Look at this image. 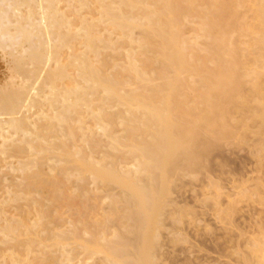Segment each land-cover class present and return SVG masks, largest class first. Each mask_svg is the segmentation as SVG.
<instances>
[{
    "label": "rangeland",
    "instance_id": "rangeland-1",
    "mask_svg": "<svg viewBox=\"0 0 264 264\" xmlns=\"http://www.w3.org/2000/svg\"><path fill=\"white\" fill-rule=\"evenodd\" d=\"M36 1L35 0H10V1L9 0H0V8H1L0 9V31H1L0 35L5 32L4 34L1 35L3 37L0 36V42H1L0 43V87L2 86V89H0V94H1V90L4 91L3 89H5V88L8 92H10V91L12 92L14 90L13 88L17 87V86H14V84H16L15 82H18L17 84L22 87L21 88L18 86L20 89H24V86H25V89L28 88L25 91L27 93V91L29 90V87H30V85L28 84L29 85L28 86L27 83H29L31 81V80L27 79V76L28 77H29V75L32 76L34 74L32 72H34L35 69H37V65H36L37 62L40 63L42 61V58L44 60L45 57H43V55H45L46 53L42 52V50L44 51V48H46L45 47L46 45L43 46L42 44L45 43L46 41H47V43L49 42V46H51V45L53 46V44L59 40L58 41L59 43L57 42L54 45H55V47H57L59 49L57 52V54H59V55L56 57L57 58L59 57V61L61 62L60 65H63L64 62L66 63L65 65H68L72 61L71 59L69 60V56H70V58H72L71 56H73V55L75 56L76 59L74 58V62H76V63L74 64V67L71 66V69L68 66L70 70L67 71V73L69 74L67 76H69V77L71 76L69 78V80L73 78V75L77 79V76H75V75H77V71H76L77 70V62L80 60L81 55H83L85 52L84 51L85 45H82L81 42L84 41V39L82 40V36L85 35L86 31L83 32L84 29L83 28L80 29V27L85 26L84 23L87 24L89 22H92V24L91 23H89V24L94 26L93 29L94 28L96 29V30L92 29L93 32L91 30L93 35H95V39H96L93 42V44H94L93 46L97 45L96 47H98L99 49L98 48H96L97 50L95 48H94V50L92 49L91 54L89 53L88 56L90 55L89 57L91 59V62L93 61L94 56H96V58L94 59L95 62H92V63L95 66H97L98 68H100V66L102 65L100 68L102 74L107 73L108 75H106V76H108L109 78L110 77L113 78V76H115L116 72L118 71L117 70L116 72H114L116 70L115 67H117V68L122 67L123 68V66H122L123 64H124V67H127V65H129L128 63L130 62L132 57H133V60H132L133 62L135 59H139V60H135V62H134L137 66L140 63L143 64L144 59H143V56L140 54V51H139L140 48L137 45L138 41L140 40V38L142 37V35L144 33L142 31V29L141 28L138 29L137 27H135L133 29V31L131 29L130 32H129L130 28L129 29L128 28L123 29L124 32H123V36H122L121 29H117L114 27L112 28V26L110 24H106L107 22L110 23V20H109L110 18L106 15V13H102L103 15L100 13V12H103V9H104V7H102V6L108 5V4L115 6L118 3V0H117V2H116V0H100L101 2H99V0H95L96 2L94 0H85V2L83 0H78V1L77 0H52L50 2L47 0H46V2H45V0L44 1L41 0V2H43V5L40 4L41 3V2H39L40 0H36ZM93 1L95 3H93ZM111 1H113L114 4H110V3H112ZM263 1L264 0H199V1L194 0L195 8L192 5L190 7V10H187L184 13H178V14L176 13L179 16L178 18L181 17L179 19L180 21H178V18H177V22L179 24H176V26H178L176 28L179 30V33L182 32V33H180V36L182 37L181 39L186 42V47H187V52H188V54L186 55V57H187L186 60L189 61L190 62L189 65H192V66H189V68H188V66H185L184 63L182 62L183 65L186 67L185 68L182 64H180L182 60H180L178 57L174 58L175 64L173 62H172V64H169L171 61H168V62H165L164 63L165 66H163V64H162V62H164L163 58H160L161 60L158 59L157 57H156V59H154L155 55L152 53L148 54L149 53L148 52L146 54V57H147L146 59H148L150 62L149 61L144 62V64L146 63L147 66L145 65L146 67H144L145 70H143V77L141 78L142 80L140 79L139 81H137L139 78H136L134 76V74L131 72L130 73L121 72V75H120L121 78H124L122 76H128V77L123 79L124 83L127 82L129 84H132V85H129L126 83L124 86H127V87L130 86L129 88H131V90L136 89V88L139 89L140 91L137 89L135 91L138 93V95L140 94L141 97L144 98V100H145V98L147 100V99H150V97H152L151 100H155L158 108L161 107L159 109L160 111H161V109L167 111V109L170 110L172 108V110L169 111V116L171 118L170 119L171 126L169 127L170 129L168 128L169 130L167 132V135H165V136L163 134L164 131H163L161 122L157 123V122H155V120H152V119L146 120L147 118L143 114L144 112H142L145 110L148 111V108L150 107L149 104H148L149 106L147 105L146 100H145L146 106L144 104L145 108L142 105V108H141L142 111L138 112L136 105H134V106L133 105H126L124 103L122 105H120L121 101L119 100V97H121L122 95L117 97V99H118L117 103L115 101L116 96H111L112 105H110L111 104L109 102L110 100L108 101V100H105V98H104V101H102L103 96L107 97V94L104 93L103 90L99 94L97 93L96 95H95V93L98 91L94 90L95 92L94 91L92 92L94 94V96H93V94H90L91 99H90L89 95H88V98L86 96V101H87V99H89L88 102H90V103H86V101H84L85 97L84 98L81 97V98L77 99V98L71 96V97H73V98L70 97L71 100L69 98V102L70 101H76V100H77L76 102H78V101L81 102V100L83 98L82 102H83V104L85 103V105L91 104V102L95 103L94 105H96V110H95V106L93 104H91L90 108L86 107L87 109H89V111L86 110L85 107H83V105L81 106L82 108H84L87 111L86 113H85V110L80 109L81 108L80 106H78L79 109L77 107H76L77 109H74L75 111L77 110L76 113H74L75 112L74 110H73L74 112L72 111L71 113H69V118L67 117L68 123L66 125V128H68L67 134H65L66 133L65 129H64L65 133L62 132L63 131L62 128H65L64 127L65 125L63 126V123H62L60 125H61V127L62 126L63 127L62 128L58 127L57 130L55 131V133L57 132L56 133L57 135L53 131L55 129H53L52 131L55 134V136L52 135L53 134L52 132H51L52 134L49 133L50 135L48 134L47 136H45V138H47V139H44V140L45 141L47 140V143H49L48 147H47V143L45 141L44 142L42 141V143H44V145L46 144L45 147L50 151V154H49V151L43 149L45 147L42 148L43 150L41 148H39V146H38V149H36L38 142L36 143V146L35 145L32 146V143L34 144V142H33V140L32 141L29 140L31 138H28V140L31 141L32 143H30L29 145H28V143H26L28 146H25L26 144L24 143V138L27 139V137L23 136L22 134H18L20 131L15 133V131H13V129H11V127L9 129L8 123H7L8 125H6V121H9L10 119H12L14 117L18 118L21 116L20 114L22 113V110L24 111V109L21 108V110H20V106H19L20 102L17 103V107L19 108V112H21L19 115L18 114L15 115L18 112V110L15 111V113H14L15 116L13 115L12 112H11L12 114L9 112H3V113L0 112V113H2V114H0V121L5 122L4 126L6 128L8 127L6 129L7 131L10 130V132H6V133H5L6 130L3 131V133L0 132V134H3V135H0V145L2 144L0 146V156H1L0 157V199L2 197V199H1L2 201L0 200V209H2V210H0V227H1L0 228V231H1L0 232V236H1L0 240L2 242H3V240L9 241V242L6 241L7 243L3 242V244H1L2 242L0 241L1 242L0 243V264H11L12 260H13L12 264H17V263L18 264H127L130 262H133L137 258V248L139 246L140 241L141 240H146V241L148 240V242H149V239L147 237H149V238L151 237V235H150L151 232L156 231V230L157 231H159V230L163 231L164 237L166 238V239L165 238H163V239H165L168 242L169 236L167 235L166 232H168V230H170L167 228H170V226H171V217L172 216H170L171 215L170 210H172L173 205H175V204H176L175 206L176 207L178 206V208L181 210L179 213V218L181 220V223L179 224V226L181 227L183 225L182 221L185 218L184 217V211L186 209V208L184 209V207H186V204H184L185 203L184 200L186 201L187 200L186 198L190 197L189 196L190 194L188 195L187 193L190 191V184L189 183H190V180L192 177L193 178H192L191 182L195 183L194 184L195 194L198 195V193H199L197 198L198 199L203 198V200H204L205 198L208 197L207 200H205V203L208 205V207L210 205V208H208V210L212 209L213 208L212 207L213 201L211 199L213 197L211 198L210 194H211V196L214 195V198H215L219 194V192H222V191L218 190V186L219 185L221 186L222 184H224L222 180L226 179V177L228 176L226 174L228 173L230 168L233 165H234L233 167L238 166L237 164H239L240 159H242V157H244V156L248 157V153H249L248 150L246 149L247 146H245V145L243 146V148L245 147V149L242 148L239 151V148L237 146L238 144L235 142L234 138L236 135L235 133H238V132L241 133V131H242L241 134H243V132L245 133L243 135L244 141L245 140L247 141V140H249V138H248L249 133H250L249 131H251V129H250L251 122L248 120V117L250 115V106H251V102H252L251 99L253 98L252 87H251V85L253 83L252 80L255 77V75H254L255 73H260V71H263V69H264L263 68L264 67V58H263L264 57V7H263L264 2ZM10 2H11V4H10ZM86 2H87V4H86ZM37 3L40 5L38 6ZM53 3H54V6L52 5ZM96 3H97V5H96ZM100 3L102 6H100ZM49 4H51L52 6L48 7V6H50ZM9 5H11V8ZM220 5H222L221 8H220ZM21 6H22V8H21ZM41 6L42 7L44 6L43 8L45 9V10L42 9V11H43L42 15L43 16L41 15L42 11L40 13ZM70 6H72V7L74 6V7L70 8ZM31 7H33V9H31ZM38 7H40V8H38ZM47 9H49L50 11L52 9L53 11L49 12ZM57 9H58V11H57ZM12 10H14V11H12ZM68 10H70V11H68ZM73 10H74V12H73ZM18 11H20V12L18 13ZM77 11L79 14H77ZM21 13L23 14V16H21L22 15ZM31 13H33L34 15ZM46 13H47V15H46ZM51 14H52V18H51ZM134 14H135V12H134ZM187 14H188V16H187ZM45 15L48 18L47 19L48 21L45 19V17H44ZM60 15H61V17L65 18V20H66L65 26H64V24L60 25V27H61L60 28L58 25L57 28H60V29L56 30V28H54V30H56V32H55L53 30V27L57 26L58 23H56V22L59 21V20L57 21V19H59L58 17H60ZM78 15H80V16H78ZM26 16L28 17L27 22H26ZM55 16H57V17H55ZM134 16L137 17L136 15H134ZM186 16H187V18H186ZM74 17H76V20ZM83 17H85V18L83 19ZM35 18H37V20ZM105 19H106V21H105ZM185 19H187V20H185ZM74 20H75V22H74ZM83 20H84V23H83L84 25H82V23H81V22H83ZM67 21L68 22L73 21V23L72 22L67 23ZM76 21L78 23H76ZM44 22H46V24ZM101 22H103V23H101ZM30 23H32V24H30ZM55 23H56V25H55ZM37 24L40 25V26L38 25L39 29H40V31L43 30V32L39 31V29L37 28L38 27ZM68 24H71V25L73 24V25L70 26ZM79 24L82 26H80ZM48 25H49V27L50 26L51 27L49 28ZM182 25H184V26L182 27ZM26 26H27V31H26L27 35L25 33ZM73 26H75V27H73ZM8 27H10V28H8ZM67 27L68 28L70 27L69 29H72V30H69ZM44 28H48L49 30L48 29H46V30H48L49 32L51 29V31H53L56 34L55 37H57V38H55V37L54 38H55V40L57 39V41H54V38H51L53 36L52 34H54V33L50 32L52 36H49L50 33L47 37L43 36L44 32L46 31ZM102 28H104L105 30ZM36 29H38V31H36ZM65 29L67 30V33H66ZM97 29L99 31H97ZM114 29H116V30L114 31ZM127 29H128V31L126 33ZM73 30L75 31V35L77 34V36H78V34H79V36L81 38L77 37V36L74 37L73 36L74 31ZM117 30H120V32ZM59 31L61 34L59 33ZM64 31L66 34L64 33ZM28 32L31 35H29ZM78 32H80V33H78ZM94 32H95V34H94ZM96 32H97V34H96ZM22 33H23V35L25 34V36H23ZM41 33H43L42 34L43 37L41 36ZM81 33H82V36H81ZM47 34H44V35H47ZM57 34L59 36H57ZM62 34H64V35H62ZM102 34H103V36H102ZM106 34L108 37L106 36ZM4 35H5V37H4ZM61 35L63 37H60ZM67 35H68V37H67ZM9 36H10V38H9ZM39 36H41V37H39ZM72 36H73V38H78V39H73ZM101 37H102V39H101ZM36 38H39V39H36ZM66 38H67V43H65ZM51 39H52V42H50ZM61 39H63L64 41ZM131 39H132L133 43L131 42ZM11 40L15 44L12 43ZM34 40H36V41H34ZM99 40L102 41L104 44L99 42ZM125 40H126V43H125ZM68 41L70 42L69 45H68ZM96 41H97V43L99 42V45L100 44L101 45L99 46L96 43ZM2 42H4V43H2ZM41 42H43V43L41 44ZM60 42H61V45H60ZM78 43H80V44H78ZM111 43H113L114 47L111 45ZM4 44H5V46H4ZM7 45H9V47ZM30 45L32 47H30ZM104 45H106V47ZM115 45H116V48H118V49L115 48ZM120 45H122V46L120 47ZM6 46H7V48H5ZM19 46H20V48H19ZM35 46L38 48H36ZM59 46H62V47H59ZM41 47H43V48H41ZM198 47H199V49H201V51H199L200 54H198V51H197ZM52 48L54 49V46ZM57 48H56V51H57ZM120 48H121V50H120ZM10 49L12 52L10 51ZM100 49H102V50H100ZM125 50H126V52H125ZM97 51L100 52L101 56L97 53L95 54V52H97ZM118 51L120 53L122 51V53L120 54ZM127 51L130 54L127 53ZM117 52H118V54H117ZM52 53L50 55H52ZM17 54H18V56H16ZM78 54L80 57H78ZM105 54L108 58L105 56ZM115 54H117V55H115ZM137 54H139V55H137ZM50 55H49V57H50ZM120 55H122V56H120ZM125 55L126 56L130 55V57H125ZM140 55H141V58H138V57H140ZM149 55L150 56L152 55L151 56L152 58ZM102 56L105 57L106 59L103 60ZM49 57H47V58H49ZM77 57L79 58V60L75 61V60H77ZM98 57L100 58V60L101 59L102 60L100 61ZM117 57H118V59H117ZM119 57H120V59H119ZM32 59H33V61H32ZM50 59L49 60L47 59L48 65L45 64V61H44L45 65L43 64L44 65L43 69L45 70V72L42 73L43 75L46 73V69H48V71H50V70H53L56 66V64H55L56 60L54 61V57L51 59L52 61ZM67 60H68V64H67ZM97 60H98V62H97ZM120 60H122V61H120ZM142 60H143V62H142ZM153 60L154 61L156 60L157 62L155 61V63H154ZM34 61H36V62H34ZM62 61H63V63H62ZM102 61H104V63ZM105 61H106V63L109 62L110 65H109V63L105 64ZM151 61H153V62H151ZM159 61H160V63H159ZM30 62L33 63L32 66L28 65ZM101 62H102V64H101ZM166 63H167V65H166ZM54 64H55V66H54ZM168 64L173 66V68H172V66H170L172 68L171 70H170V67ZM176 64H178V65H176ZM34 65H36V67H34ZM43 65L38 64V66H41V67H43ZM98 65H100V66H98ZM106 65H107V67H106ZM112 65H114V66L112 67ZM117 65H119V66H117ZM103 66H104V68H103ZM258 66L260 68H258ZM14 67L15 68L17 67L16 69H21L22 72L21 71L17 72L18 70H14L15 69ZM27 67H31V68H29L31 72H29V69ZM33 67L35 69H33ZM261 67H262V69H261ZM11 68L12 69L14 68L13 73L14 72L18 73V74L21 73V74H19L20 76L16 74L17 77L15 75V78H14L12 72L11 71L8 72V70H11ZM40 68H38L37 71L40 70ZM73 68H76V70H74ZM107 68H108V72L106 70ZM109 68H111V69H109ZM112 68L114 69L113 71H112ZM165 68H167V69H165ZM24 69L26 71H24ZM43 69H41L38 72H41ZM168 69H169V72H168ZM72 70L75 73L72 72ZM252 70H255V71H252ZM37 71H36V73H38ZM70 71H71V73H70ZM103 71H105V73ZM111 71L113 73V76H111L112 75ZM257 71H259V72H257ZM6 72H8L9 74L11 73L13 78L11 79L9 74ZM26 72L27 73L29 72V73L27 74ZM145 72L147 75L146 77H149V78L144 77ZM147 72H149V73H147ZM36 73L34 74L35 77H33V79L35 78L34 79L35 82L38 81V79H39V78L38 79H36V78L41 76V75L38 76ZM127 73L130 75H128ZM132 75H133V77H131ZM251 75H254L253 79H252ZM21 76L23 77L22 79H21ZM31 76L29 78H31ZM260 76L262 77V79H261V77H258V79L257 78L256 79H257V81L259 80L258 81V84H259L258 89H260L259 94H260V98H262V99H260V101L264 102V99H263L264 97H261V96H264V90H263L264 89L263 88L264 87V82H263L264 77L262 76V74ZM25 78H26V80H25ZM67 78L68 77L65 78L66 81H64V80L62 81L63 83H59V85L61 84L60 88L65 89V88H71L72 87V85H70V82ZM75 78H74V80H75L74 83L80 82V79L76 80ZM168 78H170V79H168ZM131 79H132L133 83L130 82ZM145 79H147L146 82H145ZM125 80H126V82H125ZM149 80H153V81H150V83H149L148 82ZM25 81H27L26 85H24ZM249 81L251 82V84L249 83ZM32 82H34V81H32ZM32 82H31V84H32ZM35 82L33 84L34 87L37 85V83H40L41 81L36 82V85H35ZM64 83H66V84H64ZM137 83H139V84H137ZM141 83H144V84H141ZM146 83L149 84L150 86L147 85ZM169 83H170V85L168 86ZM10 84H11V86H9ZM21 84H23V86ZM133 84H136V85H133ZM33 85H31V87H33ZM75 85H76V83L74 84V86ZM80 85H82V84H80ZM164 85H166V86H164ZM12 86H13V88H11ZM124 86L120 87V88L121 89L126 88V91H125V89L122 90V91H124V94H125V92H128L127 90H129V88L127 89V87H124ZM131 86H134V87H131ZM151 87H152V90H151ZM10 88L13 90H9ZM239 89H241V90H239ZM246 89H247V91H246ZM122 91H120V94H123V93H121ZM156 91L159 94H157ZM249 91H251V94ZM5 92H2L3 95H0V96H5L8 99L10 97L11 92L9 94H7ZM26 93L24 95L25 97H26ZM144 93H149V94L144 95ZM168 93H170V94H168ZM238 93H240V94H238ZM4 94H6V95H4ZM101 94L103 96H101ZM164 94L168 98L167 97L164 98L165 97ZM8 95H9V97H8ZM113 97H115V98H113ZM162 97L165 99V101L168 99V101H166V102H167V105H169V106L171 105L170 108H169V106H167V109L165 107H162L164 105V102H163L164 99ZM97 98L98 99L102 98V100L101 99L98 100ZM108 98L109 97H107V99ZM160 98H161V101H160ZM92 99H93V101H92ZM23 100H24V97H23ZM247 100H249V101H247ZM96 101L97 102L102 101L103 103L98 102L100 104L99 105L96 103ZM119 101H120V103H119ZM79 102H78V105L82 104V103L79 104ZM104 102H106L107 104L106 103L104 104ZM142 102L144 103V101H142ZM155 102L154 103L152 102V104H154V105L151 104V107H153V106H154L153 108L156 107ZM161 102L163 103L162 105H161ZM168 102H170V104ZM237 103H239V104H237ZM240 104H242V105H240ZM103 105L105 108L101 107ZM108 105L111 106V109H109L110 106H108ZM124 105H125V108L127 107L126 108L127 110H124L125 109ZM92 106H94V108H92ZM106 106H107L109 111L106 109ZM131 106H133L134 110L136 108L135 111H137L139 113L138 115H142V114L144 115V116L142 115V117L139 116L141 120L143 119L142 121L139 119L138 122L137 121L133 122L134 126H136L137 124L138 125L142 124V122H143V123H145L146 126H148V127L151 126L152 130H153V127L154 128L156 127L154 129L155 130L154 132L151 131L154 136L153 135H147V136H149V137H147V136L139 135L140 136V139H139L138 135L135 136V134H129L125 131L128 126H133L132 122H129V121H128L129 123L127 122V120H128L127 117L130 114V112H128V109L133 111V109H130ZM235 106H237L236 109H235ZM242 106H244V107H242ZM54 108H55L54 110L48 111V112H50V115H52L51 113H53V112H54V114L56 112L58 113L59 105H57V106L55 105ZM97 108H98V111L100 110L99 112H101V110H103L102 113H104L105 115L107 114L106 117H108V114H109V119L108 118L104 119L105 122H103V124L101 122L103 120L98 122V124L100 123L99 126H98V124L93 125V122L90 120V118L93 117L92 113L96 114ZM158 108L156 107V110H158ZM241 108H243L244 110L243 109L241 110ZM82 111H83L84 116L82 114ZM116 111H118V112H116ZM243 111H244V113H243ZM170 112H171V115H170ZM6 113H8V115ZM72 113L74 115H76V117ZM118 113L121 115V118L122 117L123 118L122 119L120 118V121L118 122V124H116L117 120H119V117H120ZM236 113H238V114H236ZM240 113L243 116L245 115L244 116L245 118H243L241 116L243 119V121L241 119L242 125L239 127V130L236 131L237 126L235 127V125H236V121L238 120L237 117H239L238 115H240ZM3 114H5V115H3ZM87 114H89L90 117H88ZM123 114H124V116H122ZM235 114H236V117H235ZM48 115H49V113H48ZM85 115H87V116L85 117ZM116 115H118V117H116ZM110 116L112 117L111 119H110ZM114 116H115V118H114ZM125 116H127V117L124 118ZM230 116H231V118H230ZM34 117H32L30 121H34L33 118L36 119V116H34ZM73 117H74V119H73ZM79 118L80 119L83 118L81 120H83V122H84V124L83 123L81 124V122L79 124L84 125V126L86 125V127L88 126L89 128L93 129L92 134L89 136L87 135L89 139L85 138L86 135L81 136L80 137L81 139H79V137L78 138L76 137L78 135V133H80L79 127H81V125H79V124L75 125V123L77 124V120L79 122ZM69 119H71V120H69ZM109 120H112V121H109ZM69 121H74V122H72L74 124V126L72 123L69 124ZM108 121L110 122L109 126H108V123H109ZM139 121H141V122H139ZM126 122H127V125L125 124ZM88 123H90V124H88ZM119 123H120V126L122 125L121 127L119 126ZM154 123H155V125H154ZM232 123L235 125H233ZM111 124H112V126H110ZM115 124L117 125V127L115 126ZM104 125L107 128L110 127L109 130H107V128ZM230 125H231V127L229 129L228 127ZM31 126H32V124H31ZM31 126H29L30 131L28 130V133H30V134H31V130L34 129V126H33V128ZM70 126L73 129H71ZM113 126H115V127H113ZM118 127H119V129H118ZM245 127H247V128H245ZM27 128H24V130L25 129L27 130ZM103 128H105V129H103ZM223 128H224V131H223ZM248 128H249V130H248ZM149 129H150V127H149ZM157 129H158L159 133H161V134H159L158 138L155 139ZM60 130H62V131H60ZM69 130L73 131V132L77 131V133L72 132V134H73L72 138L74 139L75 143H73L74 141L73 142L71 141V140H73L72 138H69L70 137L69 136L70 135ZM121 130H123V131L121 132ZM110 131H113V132H110ZM247 131L249 133H247ZM60 132H61L60 135L61 136L63 135V137H64V138L62 137V140H65V142H66V138H67V140L71 139L70 142H68L70 144L65 143V142L64 143L61 142L60 144L58 143V142L62 141V140H60L61 137H59ZM96 132H97V135H96ZM225 132H226V134H225ZM98 133H99L100 137L98 136ZM106 133L107 134L109 133V134L107 135ZM110 133L111 134L113 133V135H111ZM104 134H105V136H104ZM128 134H129V136H128ZM217 134L219 135V137ZM25 135L27 136V134H25ZM109 135H110V137L111 136H113V137L110 138ZM31 136H33V135H31ZM50 136H52V137L54 136V138H52ZM130 136H132V138H135V139H133L131 141L132 138ZM151 136H152V139H150ZM230 136H233L234 138L230 137ZM55 137H57V140H55L56 139ZM114 137H116L115 138L116 141H114ZM120 137H122V138H120ZM224 137H226V138H224ZM33 138H34V136H33ZM50 138H52V139L50 140ZM75 138H76V140H75ZM97 138H100V139H97ZM129 138H130V140H129ZM141 138H144V139H141ZM84 139H87V140H85V142H83ZM90 139H91V142L92 141H96V142H94V144L91 142L89 143L88 140H90ZM117 139H120V140L117 141ZM121 139H123V140L121 141ZM153 139H155V140H153ZM166 139H167V141H170V142L166 143ZM225 140H227V141H225ZM53 141L54 142L57 141V142H55V145H54L57 148L53 147L54 149H56V151L54 149L51 150L52 147H49V146H53L52 145V143L54 144ZM147 141H149V142L154 141L153 142L154 144L151 143V145H153V146L151 147L150 143ZM218 141H219V143H218ZM222 141H225L224 145H223ZM14 142H15V144H14ZM115 142H117L118 144H119V142H122L123 144L121 143V145H116ZM171 142H172V144H170ZM84 143H86V144H84ZM108 143H111V144L109 145ZM13 144H14V146H13ZM16 144H17V147H16ZM88 144H90V146H88ZM92 144L94 145V147ZM112 144L116 145V147L114 146L115 148H112L113 147ZM20 145H22V147ZM61 145H63V146H61ZM75 145H79V147H82V148H78V146L76 147ZM124 145H125V147H124ZM132 145L133 146L135 145L138 148H136L135 146L133 148ZM146 145L147 146L150 145L151 148L149 146L147 147ZM218 145H220V146H218ZM18 146H19V148H18ZM29 146H31V148H34V152L32 151L31 148H27ZM65 146L66 147L68 146V147L65 149ZM71 146H73L71 149L72 150L74 149L73 153H72V150L69 149ZM126 146H128V147L126 148ZM13 147H14V149H13ZM20 147H21V149H20ZM60 147L61 148L64 147V148H62L64 151L60 150L61 149ZM74 147L76 148V150ZM83 147H84V150H83ZM86 147L87 148L89 147L88 150L89 149L92 150L95 147L97 148V149H95L96 152H95V150H93L94 151L93 153H96V154H94L95 156L92 157L93 153H91V155H90L91 159L96 161L95 165L93 164L94 163L93 161L89 162V163L85 161V160H89V158H83L84 160L82 159L84 154L80 153V152H82L80 149L85 151V150H87ZM98 147H100V148H98ZM130 147L133 149H131ZM143 147L145 150L147 148H149L148 150H146V152L150 151L151 153L150 152H148V154L144 153ZM235 147H237V148L235 149ZM15 148H16V150H15ZM17 148H18V151H17ZM24 149H27L26 153L28 156L25 155L26 153H25ZM35 149L38 150L39 153H43V156H42V154H39L38 151L36 152ZM100 149H101V151L99 152L98 150H100ZM44 150H45V152H47L48 156L45 152H43ZM58 150L61 152H59ZM67 150L69 151V154H68ZM77 150L78 151L80 150L78 152L79 154H77ZM88 150L84 152L86 155H88L87 154L89 152ZM135 150L136 151L138 150L139 152L138 151L136 152ZM29 151H30V153H32V154H30V156H29ZM17 152H19V153H17ZM53 152L54 153L57 152L58 154L56 155V153L54 154ZM62 152L66 156L63 155ZM97 152H98V155L101 157L97 156ZM141 152H142V154H140ZM22 153H25V154H22ZM59 153L63 155V158L61 155H59ZM224 153H226V154H224ZM33 154H35V156H33ZM75 154L78 155V158L76 160H75V158H76ZM89 154H90V152H89ZM104 154H105V157H104ZM109 154H111V155H109ZM149 154H151V155L148 157ZM24 155L27 157V159ZM68 155H70L69 156L70 158L67 157ZM73 155H74V157H73ZM122 155H124V156H122ZM37 156H40L41 159L44 157L43 160H45L49 157L50 160L48 158L44 162L46 164H44V163H41V159H39V157H37ZM51 156H52V158H51ZM60 156L62 158L61 160L59 158ZM237 156L239 157V159ZM34 157H36V158H34ZM72 158H73V160H72ZM117 158H119V160H117ZM68 159L70 161H73V162L74 161L78 162V160L80 159V160H83V162L82 161L81 162L82 163L85 162V164H82L80 161H79L80 163H78L79 165L75 164V162H74V164H72L73 162L70 163V161ZM101 159H102V161L100 162ZM129 159H131V160H129ZM52 160H54L53 162H56L59 160L62 163L63 162H65V163L62 164L61 162L58 161V163L56 162L54 164L52 162ZM66 160L68 162H66ZM104 160L105 161L107 160L106 161L107 163L104 162ZM233 160H234V162H233ZM21 161H23V163H21ZM26 161H27V163H26ZM29 161H30V163H29ZM148 161L152 164H149V163L147 164ZM19 162L21 165L19 164ZM134 162L136 164H134ZM143 162L146 164L145 167H143L144 164H143V166L141 165ZM10 163H11V165H9ZM28 163L30 164V166L28 165ZM31 163H32V165H31ZM33 163L35 164V167H34ZM37 163H40V164H37ZM67 163H69V164H67ZM86 163H88V165H86ZM97 163L98 164L100 163L101 167L103 165V168L105 170H103L102 168H101L102 170H100V169L97 170V168H100V166H99L100 164L97 165ZM22 164H27V165H22ZM50 164H53V165H51V167H50ZM80 164L84 168L86 167L85 169H88V166H89L88 171L87 170H85V171L89 172L90 168H91L93 173L91 172L92 174H90V172H89L90 175L87 172L86 173L84 172L86 175L84 173H82V171H84V169L82 168V166ZM89 164L93 165L94 167L90 166ZM36 165H37V167H36ZM55 165H57L56 168H54ZM62 165H63V167H62ZM77 165L80 167H78ZM104 165H106V167H104ZM95 166L97 168H95ZM110 166H111V168H110ZM116 166H118V167H116ZM202 166H204V167H202ZM222 166H224V167L227 166V167L224 169V167L222 168ZM22 167H24V168H22ZM39 167L41 168L40 170H39ZM48 167H50V168L48 169ZM59 167L63 168V169L61 168L62 171H59L60 170ZM119 167L122 169V171ZM123 167H125V168H123ZM135 167H136V169H135ZM137 167H139V168H137ZM140 167H143L144 169L140 168ZM192 167L194 170H192ZM52 168H54L55 170ZM72 168H73V171H72ZM74 168L75 169L78 168V169L75 170ZM106 168H108L109 171L106 170ZM117 168L120 171H118ZM146 168H148V169H146ZM208 168H210V169H208ZM22 169H25V170H22ZM94 169L96 171H94ZM151 169L153 170V172L150 171ZM207 169H208V171L211 170V172H210L211 174H208ZM219 169H220V171H219ZM223 169H224V171H223ZM35 170L37 172H34ZM38 170H39V172H38ZM112 170H113V172L116 173V175H114V173L111 172ZM138 170H140V171H138ZM148 170L150 171L149 172L150 174L148 173ZM197 170L198 171L200 170V171L197 172ZM20 171H23V172L20 173ZM24 171H25V173H24ZM52 171H53V173H52ZM100 171H102V173ZM103 171L104 172L107 171V172L104 173ZM117 171L120 174L117 173ZM126 171L129 173H127ZM141 171H142V173L144 171V174L149 175V176L142 174ZM194 171H196L198 174L195 173ZM33 172L36 175L38 173L39 174L41 173L40 176L43 175L42 176L43 178L42 177L41 178L42 179L45 178L43 181H46V179H47V181H50V182H51V180L54 181V182H52L53 184L49 183L50 185H48L51 187V189L47 188V187L46 188L43 187V189L40 188L37 191V192L40 191L39 192L40 195L39 194L37 195V192H36V194H34L36 189H38V187H37L36 189H34V191L32 190V192H31L32 194L31 193L29 194L32 196L27 195L28 193H26V191H25V194L23 195L22 193L24 192V189L22 188V185L20 186L18 184H21V182H23L22 184L25 185L26 181H30V180L31 181L33 180L32 182H35V180H34L35 178L32 179L33 176H35L32 174ZM60 172H62V173H60ZM94 172H97V175H95ZM124 172L127 173L126 174L127 176L125 175ZM26 173L27 174L31 173V174L28 176V175H26ZM80 173H81V175H79ZM106 173L108 175L109 174L111 175V173H112L114 178H111V177L108 178ZM123 173L126 176L125 179H124ZM133 173H134V175L132 177ZM50 174H51V176H54V177H51ZM188 174H191V176L189 175V177H187ZM224 174L226 175V177ZM23 175H24V177H23ZM98 175L100 176V178ZM206 175H207V177H206ZM208 175H212V176L209 177ZM4 176H6V177H4ZM101 176H104V177L102 178ZM92 177H95V178H92ZM106 177H107V179H106ZM231 177H232V175L229 176V178H231ZM84 179H86V180H84ZM86 181H88V182H86ZM197 181H200V182H197ZM201 182L202 183L205 182L204 186L202 185ZM211 182H213V183H211ZM4 183L5 184L7 183L6 184L7 186ZM137 185H139V188ZM185 185H186V188H185ZM178 186H180V188ZM195 186H197V187H195ZM200 186H201V188H200ZM207 186H209V188H207ZM19 187H21L22 189H19ZM52 187H54L55 190ZM202 187H204L205 190ZM25 189H26V187H25ZM144 189L146 192L144 191ZM200 189L201 190L203 189L204 192L205 191L206 192L204 193ZM19 190H20V192L21 191L22 192L20 193ZM52 190L54 191V193L55 192H56V194L58 193L57 194L58 198L54 197L56 195L53 193ZM61 190H62V192L60 195ZM175 190H177L178 192ZM209 190H211L212 192ZM44 192H46V193H44ZM138 192L142 193V194H140V196H137L136 194ZM173 192H175V193H173ZM207 192L210 194H208ZM178 193H179V195H178ZM44 194H47L46 197H48V199L44 198L45 197ZM51 194L54 196H52ZM78 194H79V196H78ZM66 195H67V197H66ZM201 195H203V196H201ZM261 195L262 194L258 193V195L252 196V199L258 200L257 198L262 197ZM263 195H264V192H263ZM6 196H7V198H6ZM13 196H14V198H13ZM21 197H22V199H21ZM25 197H27V198H25ZM177 197H179V198H177ZM235 197H237V199ZM239 197H240V195L239 196L235 195V196L231 197V199L237 200V202L239 201V203L237 204L236 210L234 209L232 217H230V218H232L230 220H232V222H234V223L239 222L240 219H241L240 222L241 221L243 222L244 216L242 217V215H239V214L245 215L244 212H246L248 210L247 206H249L248 205L249 202L247 200H245L243 197H241V199H240ZM255 197H257V198H255ZM34 198L38 199V200L36 199L37 204H36ZM53 198H56V201H53L54 200ZM60 198H62L63 200ZM197 198H196V200H197ZM8 199L10 200L12 205L10 204ZM182 199H183V201H182ZM3 200L5 203L3 202ZM31 200H33V202ZM64 200H65V202H64ZM50 201L52 203H50ZM23 202H25V203H23ZM55 202H56V204H55ZM209 202H210V204H209ZM222 202H223L222 203L223 208L228 207V200L223 199ZM41 203H42V206H41ZM58 203H60V204H58ZM172 203H173V205H172ZM194 205L196 206L195 207L196 210H200L197 207V203H194ZM38 206L40 208H38ZM250 206L255 207L256 205L250 203ZM14 207H16V208H14ZM33 207H35V208H33ZM238 207H239V210H237ZM244 207L246 210L244 209ZM36 208L40 209V211H42V212H40V211L38 212V210ZM242 208L245 211H242ZM255 208L262 210V207H260V206L259 207L256 206ZM258 209H256V211H258V213L263 215V213H262L263 210H262V212H259ZM18 210H20V211H18ZM24 210H25V213H24ZM43 210H45V211H43ZM16 211H17V213H16ZM234 212H235V215L237 216V218L234 215ZM39 213L42 214L43 216H34V215H39ZM47 213H48V215H47ZM209 213H211L210 210H209ZM1 215H3V216H1ZM206 216H207L206 222H205L206 224L201 222L197 231L203 232V230H205L206 228H207L206 230H211L213 228L211 231H213L216 236L213 237L214 236L213 235L211 237L206 238V239H208V242L210 241L207 244L209 246H206V248H208V250L204 251L205 249H203V251L205 253L201 252V257L205 255L206 258L207 257L209 258L207 260H211L210 263L208 261H206L205 257H202L203 258L202 261L205 260V261H203L204 264H208V263L213 264L211 262L217 263V261H218L217 264H225V262L228 261V259L225 257H221L220 253L219 254L215 253L216 252L215 249L213 247H211V244H210V243H212V244L216 243L217 240L215 238L219 239V238H221V237L223 238V236H225L224 231L222 230L223 225L220 224L219 221L214 218V216H211L210 214H208ZM41 217H42V219H41ZM233 217H234V221H233ZM46 218H47V220H46ZM60 218H63V219H60ZM208 218L210 219V221ZM157 219L159 220L160 224H159ZM168 219L170 220V222ZM236 219H237V221H236ZM71 220H73V221H71ZM4 221H6V222L4 223ZM16 221H18V223ZM185 221H187V220H185ZM14 222L16 225V226L13 225V227H15L12 230L14 234H11L9 231H8L9 233L7 231H4L5 230L4 227H6L4 225H7V223L11 224ZM22 222L24 224H22ZM68 222H70V223H68ZM207 222L209 224L212 223L210 225H213V226H210ZM19 223L22 225H19ZM72 223H73V225H72ZM163 224H165V225H163ZM201 224H204V225H201ZM160 225L162 226L161 229H160V227H161ZM2 226H3V229H2ZM165 226H167V227H165ZM201 226H203V227H201ZM214 226H215V228H214ZM163 227H165L166 229L164 230ZM218 228L219 229L221 228L220 229L221 231L220 230L217 231ZM152 229H153V231H151ZM193 230L195 231V228H193ZM193 230H192V227H190L188 229V231H190V233H192ZM17 231H19V232L17 233ZM146 231H148V232H146ZM9 235H11V236H9ZM143 235L144 236L146 235V239ZM218 235H219V237H218ZM3 236H5V237H3ZM138 239H140V240H138ZM211 239H212V242H211ZM150 240H151V238H150ZM206 242H207V240H206ZM209 248L212 249L210 253L208 252V251H210ZM12 256L13 257L15 256V257L13 258ZM217 256L220 258H218ZM235 257L237 259L236 255H235ZM235 257L233 255L234 259H235ZM15 258H16V260L18 259L17 262H16ZM215 258H216V260H215ZM233 258H232V260H233ZM205 262H207V263H205ZM231 263L236 264L239 262H236L235 260H233ZM239 264H241V263H239Z\"/></svg>",
    "mask_w": 264,
    "mask_h": 264
},
{
    "label": "bare ground",
    "instance_id": "bare-ground-1",
    "mask_svg": "<svg viewBox=\"0 0 264 264\" xmlns=\"http://www.w3.org/2000/svg\"><path fill=\"white\" fill-rule=\"evenodd\" d=\"M10 1V0H9ZM36 1V0H35ZM44 1V0H43ZM47 1H52V0H47ZM78 1V0H77ZM84 2H85V0H83ZM95 1V0H94ZM93 1V3H95ZM199 1V0H198ZM37 2V1H36ZM39 2H41V0L39 1ZM45 2H46V0H45ZM80 2V1H79ZM99 2H101L100 0H99ZM112 3H110V4H114L113 3V1H111ZM116 2H117V0H116ZM264 2V1H263ZM19 3V2H18ZM103 3V2H102ZM194 0H118V3L115 5V6H112V5H104V6H102L101 5V3H100V6H102V7H104V9H103V12H100L99 10V12L102 14V13H106V15L110 18L109 20H110V23H106V24H110L111 26H112V28L114 27V28H117V29H121V33H122V36H123V32H124V30L123 29H126V28H130L129 29V32H130V30L132 29V31H133V29L135 28V27H137L138 29H142V31L144 32L143 33V35H142V37L140 38V40L138 41V46H139V48H140V54L143 56V59H144V62H148L149 60L148 59H146L147 57H146V54L148 53V54H150V53H152V54H154L155 55V58L154 59H156V57L158 58V59H160V58H163V60H164V62H162V64H163V66H165L164 65V63L165 62H168V61H171L169 64H172V62L174 63V58L175 57H178L180 60H182L181 61V63L180 64H182L183 65V63H184V65L185 66H188V68H189V66H192V65H189V61H187L186 59H187V57H186V55L188 54V52H187V47H186V42L185 41H183L181 38V36H180V33H182V32H180L179 33V30L176 28V27H178V26H176V24H179L178 22H177V18L179 17L177 14L178 13H184V12H186L187 10H190V7L193 5V7L195 8V6H194ZM10 4H11V2H10ZM16 4V3H15ZM38 4V3H37ZM40 4H42L43 5V2H41ZM40 4H38V6L40 5ZM86 4H87V2H86ZM91 4V3H90ZM99 4V3H98ZM21 5V4H20ZM46 5V4H45ZM50 6H48V7H51L52 5L54 6V3L51 5V4H49ZM96 5H97V3H96ZM10 6V8H11V5H9ZM221 6L222 5H220V8H221ZM16 7V6H15ZM44 7V6H43ZM42 6H41V8L40 7H38V8H40L41 10H40V13H41V11H42V9H44ZM47 7V6H46ZM45 7V8H46ZM72 6H70V8H71ZM74 7V6H73ZM72 7V8H73ZM87 7V6H86ZM264 7V6H263ZM9 8V7H8ZM21 8H22V6H21ZM29 8V7H28ZM189 8V9H188ZM193 8V9H194ZM1 9V8H0ZM17 9V8H16ZM24 9V8H23ZM31 9H33V7H31ZM35 9V8H34ZM54 9V8H53ZM226 9V8H225ZM38 10V9H37ZM45 10V9H44ZM49 12H51V11H53L52 9H51V11L49 10V9H47ZM46 10V11H47ZM12 11H14V10H12ZM22 11V10H21ZM57 11H58V9H57ZM68 11H70V10H68ZM96 11V10H95ZM224 11V10H223ZM17 12V11H16ZM20 11H18V13H19ZM37 12V11H36ZM48 12V13H49ZM55 12V11H54ZM67 12V11H66ZM73 12H74V10H73ZM134 12H135V14H134ZM190 12V11H189ZM188 12V13H189ZM227 12V11H226ZM5 13V12H4ZM35 13V12H34ZM45 13V12H44ZM57 13V12H56ZM136 15L137 17H135L134 15ZM177 13V14H176ZM11 14V13H10ZM22 14V13H21ZM31 14H33V13H31ZM43 14V11H42V13H41V15ZM63 14V13H62ZM76 14V13H75ZM77 14H79L78 13V11H77ZM190 14V13H189ZM17 15V14H16ZM34 15V14H33ZM46 15H47V13H46ZM46 15L44 16L45 17V19L47 20L48 18L46 17ZM69 15V14H68ZM103 15V14H102ZM105 15V14H104ZM183 15V14H182ZM3 16V15H2ZM21 16H23V14L21 15ZM43 16V15H42ZM59 16V15H58ZM63 16V15H62ZM75 16V15H74ZM78 16H80V15H78ZM187 16H188V14H187ZM187 16H186V18H187ZM10 17V16H9ZM18 17V16H17ZM55 17H57V16H55ZM68 17V16H67ZM20 18V17H19ZM24 18V17H23ZM34 18V17H33ZM51 18H52V14H51ZM59 19H57V21L58 22H56V23H58L57 24V26H55V27H53V30H54V28H56V30L57 29H60L61 27H60V25H63L64 24V26H65V22H66V20H65V18H63V17H61V15H60V17H58ZM75 18V20H76V17H74ZM78 18V17H77ZM80 18V17H79ZM85 17H83V19H84ZM181 18V17H180ZM180 18H178V21H180L179 19ZM185 18V17H184ZM28 19V17L26 16V22L28 21L27 20ZM36 20H37V18H35ZM41 19V18H40ZM107 19V18H106ZM106 19H105V21H106ZM9 20V19H8ZM15 20V19H14ZM18 20V19H17ZM21 20V19H20ZM33 20V19H32ZM50 20V19H49ZM73 20V19H72ZM75 20H74V22H75ZM185 20H187V19H185ZM48 21V20H47ZM100 21V20H99ZM98 21V22H99ZM38 22V21H37ZM50 22V21H49ZM69 22H72L73 23V21H69ZM68 21H67V23H69ZM81 22V21H80ZM13 23V22H12ZM22 23V22H21ZM40 23V22H39ZM45 24H46V22H44ZM48 23V22H47ZM51 23V22H50ZM56 23H55V25H56ZM76 23H78L77 21H76ZM82 23V25H84L85 24V26H83V27H80V29L81 28H83L84 29V31L83 32H85V35L84 36H82V33H81V36H82V40L84 39V41L83 42H81L82 43V45H85L84 46V54L83 55H81V57L79 56V54H78V57H80V60H79V58L77 57V60H75V61H78L77 62V70H76V68H73L74 70H76L77 71V75H75V76H77V79H80V82H75L76 83V85L74 86V75H73V78L72 79H70L69 80V78L71 77H69V76H67V75H69L68 73H67V71H69L70 69H71V66H73L74 67V64L76 63V62H74V58H75V56L73 55V56H71L72 58H70V56H69V60L71 59L72 61L68 64V60H67V64L68 65H65L66 63L64 62V64L63 65H60L61 64V62L59 61V57L57 58L56 56H58L59 54H57V52H58V48L57 47H55V45L54 44H56L58 41H57V39L55 40V38H57V37H55V33L53 32V31H51V29H50V32L51 33H54V34H52L51 35V33L48 31L49 29L48 28H44L45 30L46 29H48V30H46L45 32H44V34H47V35H44L43 33H41V36H42V34H43V36H48L49 35V33H50V35L49 36H52L51 38H54V41H57L56 43H54L53 44V46H54V49L51 47V46H49V42L47 43V41L45 42L44 40V42L45 43H43V42H41V44L43 45V46H45L46 48H44V51L42 50V52H45L44 54L45 55H43V57H45L44 58V60H43V58H42V63L40 62V63H38L37 62V69L38 68H40L41 66H38V64L40 65H43L44 64V61H45V64H47L48 65V60L52 57H54V61H55V64H56V66H55V64H54V66H55V68L53 69V70H50V71H48V69H46V73L43 75L42 73L43 72H45V70L43 69L44 68V65H43V67H41L40 68V70L41 69H43L41 72H38V71H40V70H38L37 71V69H35L34 67H36V65H34V67H33V69H35V71L34 72H32V73H36V71L39 73H36L38 76H40V77H37L36 79H38V81H36V82H39V81H41L40 83H37V85H36V82H35V78L33 79V77H35V75L33 74L32 76L31 75H29V77L31 76V78H29L28 76H27V79H29V80H31L29 83H27V85L29 84L30 85V87H31V85H33L34 84V82H35V87H34V85H33V87H29V90L27 91V93L25 92L28 88H26L25 89V86H24V89H20L19 87H21V86H19L17 83L18 82H15L16 84H14V86H17V87H15V88H13V86L11 87V88H13V89H9V90H13L12 92H11V94H10V97H9V95H8V99L5 97V96H0V112H9V113H13V115H14V113H15V111H17L18 110V112L15 114V115H19L21 112H19V108L17 107V103L18 102H20V104H19V106H20V110H21V108L22 109H24V111L22 110V113L20 114L21 116L20 117H18V118H12V119H10L9 121H6V125H8L9 124V129H10V127H11V129H13V131H15V133L16 132H19L18 134H22L23 136H25V137H27V139L26 138H24V143L26 144V143H28V145L30 144V143H32L31 141L33 140V142H34V144L32 143V146L33 145H35L36 146V143H37V148L36 149H38V146H39V148H43V147H45L46 146V144L44 145V143H42V141L44 142L45 140L44 139H47V138H45V136H47L49 133L50 134H52L53 133V131H54V133H55V131L57 130V128L58 127H60V128H62L64 125V127L65 128H62L63 129V131L62 130H60V131H62V132H64L65 133V131H64V129L66 130V133L65 134H67V130H68V128H66V125H67V121H68V119H67V117L69 118V113H71L74 109H79V107L78 106H82L83 105V107H85V109L86 110H88L89 111V109H87V108H90L91 107V104H95V103H92L91 102V104H86L85 105V103L83 104V98L85 99L84 101H86V96H87V98H88V95H89V97H90V94H93L92 92L95 90V91H98V92H96L95 93V95L98 93H100L102 90H103V92L104 93H106L107 94V97H109L108 99H107V97H104L102 94H101V96H103V100H102V98H99V99H101L102 101H104V98H105V100H110L109 102L111 103L110 105H112V102H111V96H116V99H115V101H116V103H117V101H118V99H117V97L118 96H121V97H119V100L121 101V104L120 105H122L123 103L124 104H126V105H136V108H137V111L139 112H141L142 111V105H143V107H144V104H145V100H146V98H145V100H144V98L143 97H141V95L139 94L138 95V93L135 91L136 89H133V90H131V88H129V87H127V86H124L127 82H126V80H125V82L126 83H124V81H123V79L124 78H126V77H128V76H122V77H124V78H121L120 77V75H121V72H128V73H133L134 74V76L136 77V78H139L137 81H139L142 77H143V70H145L144 69V67H146L147 65H146V63L144 64V62H143V60H142V62H143V64L142 63H140L138 66L134 63L135 62V60H139V59H135L134 60V62L132 61L133 60V57H132V59L130 60V62L128 63L129 65H127V67H124V64L122 65L123 66V68L122 67H120V68H117V67H115L116 68V70L114 71V72H116L117 70V72H116V75L115 76H113V73H112V71L114 70L113 68H112V71H111V76H113V78L112 77H108V76H106V75H108L107 73L106 74H102V72H101V66L100 65H98V66H100V68H98L97 66H95L92 62H95L94 61V59L96 58V56H94V59H93V61L91 62V59H90V55L88 56V54L90 53L91 54V52H92V49L94 50V48L96 49V48H98V47H96V46H93L94 44H93V42L96 40L95 39V35H93V30L95 29H93V27L94 26H92L91 24H92V22H89V23H91V24H89V23H84V20H83V22H81ZM84 23V24H83ZM101 23H103V22H101ZM11 24V23H10ZM30 24H32V23H30ZM105 24V25H106ZM12 25V24H11ZM19 25V24H18ZM39 24H37V26H38ZM53 25V24H52ZM58 25H59V27L60 28H57L58 27ZM68 25H70V26H72L71 24H68ZM75 25V24H74ZM77 25V24H76ZM80 25V24H79ZM82 25H80V26H82ZM35 26V25H34ZM40 26V25H39ZM39 26L37 27L38 29H39ZM184 25H182V27H183ZM31 27V26H30ZM46 27V26H45ZM48 27H49V25H48ZM51 27V26H50ZM49 27V28H50ZM73 27H75V26H73ZM96 27V26H95ZM105 27V26H104ZM8 28H10V27H8ZM36 28V27H35ZM68 28V27H67ZM70 28V27H69ZM68 28V29H69ZM136 28V29H137ZM7 29V28H6ZM19 29V28H18ZM22 29V28H21ZM38 29H36V31H38ZM64 29V28H63ZM82 29V30H83ZM93 29V30H92ZM100 29V28H99ZM102 29H104V28H102ZM128 29L126 30V33H127V31H128ZM15 30V29H14ZM23 30V29H22ZM32 30V29H31ZM34 30V29H33ZM56 30H54L55 32H56ZM66 30V29H65ZM69 30H72V29H69ZM91 30H92V32H91ZM96 30V29H95ZM105 30V29H104ZM108 30V29H107ZM106 30V31H107ZM111 30V29H110ZM116 29H114V31H115ZM26 31H27V26H26V30H25V33H26ZM29 31V30H28ZM39 31H40V29H39ZM42 32H43V30H41ZM40 31V32H41ZM74 31V30H73ZM72 31V32H73ZM97 31H99L98 29H97ZM109 31V30H108ZM117 31H119L120 32V30H117ZM131 31V32H132ZM1 32V31H0ZM10 32V31H9ZM31 32V31H30ZM35 32V31H34ZM62 32V31H61ZM71 32V33H72ZM111 32V31H110ZM113 32V31H112ZM184 32V31H183ZM5 33V32H4ZM4 33H2V34H4ZM59 33H60V31H59ZM58 33V34H59ZM64 33H65V31H64ZM66 33H67V30H66ZM65 33V34H66ZM78 33H80V32H78ZM1 34V35H2ZM9 34V33H8ZM13 34V33H12ZM28 34H29V32H28ZM39 34V33H38ZM57 34V36H59ZM61 34V33H60ZM70 34V33H69ZM68 34V35H69ZM94 34H95V32H94ZM96 34H97V32H96ZM125 34V33H124ZM0 35V36H1ZM19 35V34H18ZM17 35V36H18ZM22 35H23V33H22ZM26 35H27V33H26ZM29 35H31V34H29ZM62 35H64V34H62ZM60 36V37H63V36ZM68 35H67V37H68ZM23 36H25V34L23 35ZM41 36H39V37H41ZM42 36V37H43ZM73 36L75 37V36H77V34L75 35V31H74V34H73ZM73 36H72V38H73ZM97 36V35H96ZM100 36V35H99ZM98 36V37H99ZM102 36H103V34H102ZM106 36H107V34H106ZM121 36V37H122ZM1 37H3V36H1ZM4 37H5V35H4ZM59 37V38H60ZM66 37V36H65ZM71 37V36H70ZM77 37H80L79 36V34H78V36ZM108 37V36H107ZM126 37V36H125ZM9 38H10V36H9ZM33 38V37H32ZM81 38V37H80ZM97 38V37H96ZM105 38V37H104ZM103 38V39H104ZM5 39V38H4ZM21 39V38H20ZM36 39H39V38H36ZM41 39V38H40ZM73 39H78V38H73ZM99 39V38H98ZM101 39H102V37H101ZM106 39V38H105ZM109 39V38H108ZM7 40V39H6ZM13 40V39H12ZM11 40V41H12ZM16 40V39H15ZM27 40V39H26ZM33 40V39H32ZM47 40V39H46ZM49 40V39H48ZM61 40H63V39H61ZM135 40V39H134ZM137 40V39H136ZM3 41V40H2ZM21 41V40H20ZM31 41V40H30ZM34 41H36V40H34ZM64 41V40H63ZM65 43H67V38L65 39ZM73 41V40H72ZM81 41V40H80ZM79 41V42H80ZM98 41V40H97ZM97 41H96V43H97ZM106 41V40H105ZM111 41V40H110ZM113 41V40H112ZM124 41V40H123ZM6 42V41H5ZM9 42V41H8ZM24 42V41H23ZM39 42V41H38ZM37 42V43H38ZM50 42H52V39H51V41ZM99 42H101V43H103L102 41H100L99 40ZM99 42L97 43L98 45H99ZM131 42H132V39H131ZM1 43V42H0ZM2 43H4V42H2ZM12 43H14L13 41H12ZM33 43V42H32ZM31 43V44H32ZM40 43V42H39ZM59 43V42H58ZM63 43V42H62ZM69 41H68V45H69ZM84 43V44H83ZM95 43V44H96ZM108 43V42H107ZM106 43V44H107ZM121 43V42H120ZM125 43H126V40H125ZM130 43V42H129ZM128 43V44H129ZM133 43V42H132ZM15 44V43H14ZM40 44V45H41ZM64 44V43H63ZM75 44V43H74ZM77 44V43H76ZM78 44H80V43H78ZM104 44V43H103ZM110 44V43H109ZM124 44V43H123ZM13 45V44H12ZM24 45V44H23ZM35 45V44H34ZM60 45H61V42H60ZM65 45V44H64ZM67 45V46H68ZM101 45V44H100ZM99 45V46H100ZM111 45L113 46V43H111ZM125 45V44H124ZM4 46H5V44H4ZM8 47H9V45H7ZM7 46L5 47V48H7ZM37 46V45H36ZM35 46V47H36ZM103 46V45H102ZM105 47H106V45H104ZM109 46V45H108ZM107 46V47H108ZM122 45H120V47H121ZM188 46V45H187ZM30 47H32L31 45H30ZM59 47H62V46H59ZM76 47V46H75ZM114 47V46H113ZM125 47V46H124ZM11 48V47H10ZM15 48V47H14ZM19 48H20V46H19ZM36 48H38V47H36ZM41 48H43V47H41ZM56 48H57V51H56ZM78 48V47H77ZM81 48V47H80ZM103 48V47H102ZM110 48V47H109ZM115 48H116V45H115ZM114 48V49H115ZM138 48V47H137ZM190 48V47H189ZM35 49V48H34ZM53 49V50H52ZM62 49V48H61ZM73 49V48H72ZM99 49V48H98ZM113 49V50H114ZM116 49H118V48H116ZM7 50V49H6ZM29 50V49H28ZM97 50V49H96ZM100 50H102V49H100ZM120 50H121V48H120ZM10 51H11V49H10ZM15 51V50H14ZM26 51V50H25ZM33 51V50H32ZM35 51V50H34ZM39 51V50H38ZM53 53H52V52ZM56 51V52H55ZM99 51V50H98ZM95 52V54L97 53V54H99L100 55V52ZM116 51V50H115ZM131 51V50H130ZM189 51V50H188ZM198 54H200L199 53V51H201V49H199V47H198ZM12 52V51H11ZM30 52V51H29ZM41 52V51H40ZM77 52V51H76ZM102 52V51H101ZM112 52V51H111ZM119 52V51H118ZM118 52H117V54H118ZM125 52H126V50H125ZM135 52V51H134ZM190 52V51H189ZM31 53V52H30ZM52 53V55H50ZM82 53V52H81ZM80 53V54H81ZM120 53V52H119ZM121 53H122V51H121ZM120 53V54H121ZM127 53H129L128 51H127ZM22 54V53H21ZM39 54V53H38ZM37 54V55H38ZM41 54V53H40ZM57 54V55H56ZM117 54H115V55H117ZM130 54V53H129ZM49 55H50V57H49ZM54 55V56H53ZM94 55V54H93ZM103 55V54H102ZM114 55V56H115ZM137 55H139V54H137ZM136 55V56H137ZM141 55H140V57H138V58H141ZM16 56H18V54L16 55ZM27 56V55H26ZM36 56V55H35ZM101 56V55H100ZM99 56V57H100ZM105 56H106V54H105ZM120 56H122V55H120ZM124 56V55H123ZM134 56V55H133ZM150 56V55H149ZM152 56V55H151ZM150 56V57H151ZM263 56V55H262ZM261 56V57H262ZM20 57V56H19ZM47 57H49V58H47ZM61 57V56H60ZM67 57V56H66ZM98 57V58H99ZM103 57V56H102ZM101 57V58H102ZM107 57V56H106ZM113 57V56H112ZM125 57H130V55L129 56H126L125 55ZM135 57V56H134ZM12 58V57H11ZM51 58V59H52ZM57 58V59H56ZM108 58V57H107ZM152 58V57H151ZM264 58V57H263ZM262 58V59H263ZM31 59V58H30ZM48 59V60H47ZM50 59V60H51ZM68 59V58H67ZM76 59V58H75ZM103 60H105L106 58L105 57H103L102 58ZM101 59V60H102ZM117 59H118V57H117ZM119 59H120V57H119ZM122 59V58H121ZM126 59V58H125ZM260 59V58H259ZM18 60V59H17ZM37 60V59H36ZM99 60H100V58H99ZM100 60V61H101ZM115 60V59H114ZM152 60V59H151ZM161 60V59H160ZM167 60V61H166ZM19 61V60H18ZM32 61H33V59H32ZM31 61V62H32ZM52 61V60H51ZM108 61V60H107ZM120 61H122V60H120ZM154 61V60H153ZM153 61H151V62H153ZM156 61V60H155ZM155 61H154V63H155ZM20 62V61H19ZM29 62V61H28ZM29 63L28 65H31L32 66V64L33 63ZM34 62H36V61H34ZM47 62V63H46ZM97 62H98V60H97ZM96 62V63H97ZM103 63H104V61H102ZM102 62H101V64H102ZM150 62V61H149ZM157 62V61H156ZM183 62V63H182ZM7 63V62H6ZM21 63V62H20ZM54 63V62H53ZM62 63H63V61H62ZM95 63V64H96ZM100 63V62H99ZM109 63V62H108ZM108 63H106V61H105V64H108ZM112 63V62H111ZM137 63V62H136ZM159 63H160V61H159ZM5 64V63H4ZM50 64V63H49ZM104 64V65H105ZM113 64V63H112ZM115 64V63H114ZM161 64V65H162ZM168 64V65H169ZM175 64V63H174ZM173 64V65H174ZM253 64V63H252ZM109 65H110V63H109ZM146 65V66H145ZM150 65V64H149ZM166 65H167V63H166ZM176 65H178V64H176ZM183 65V66H184ZM263 65V64H262ZM70 67V69H69V67ZM114 65H112V67H113ZM116 66V65H115ZM117 66H119V65H117ZM152 66V65H151ZM150 66V67H151ZM170 66H172V65H169V67ZM184 66V67H185ZM256 66V65H255ZM12 67V66H11ZM20 67V66H19ZM76 67V66H75ZM106 67H107V65H106ZM175 67V66H174ZM257 67V66H256ZM255 67V68H256ZM15 68V67H14ZM13 68V69H14ZM17 68V67H16ZM14 69V70H18L17 72H19V71H21V69ZM24 68V67H23ZM28 69L29 68H31V67H27ZM46 68V67H45ZM50 68V67H49ZM103 68H104V66H103ZM154 68V67H153ZM164 68V67H163ZM172 68H173V66H172ZM171 67H170V70L172 69ZM177 68V67H176ZM186 68V67H185ZM258 68H260L259 66H258ZM264 68V67H263ZM12 68H11V70H8V72L9 71H11L12 72V74H13V76H14V78H15V75L17 74V75H19V74H21V73H13V70ZM109 69H111V68H109ZM147 69V68H146ZM165 69H167V68H165ZM164 69V70H165ZM261 69H262V67H261ZM104 70V69H103ZM107 70V72H108V68L106 69ZM163 70V69H162ZM174 70V69H173ZM259 70V69H258ZM24 71H26L25 69H24ZM147 71V70H146ZM150 71V70H149ZM166 71V70H165ZM250 71V70H249ZM252 71H255V70H252ZM8 72H6V73H8ZM22 72V71H21ZM29 72H31L30 71V69H29ZM28 72V73H29ZM72 72H74L73 70H72ZM104 73H105V71H103ZM168 72H169V69H168ZM167 72V73H168ZM257 72H259V71H257ZM24 73V72H23ZM27 73V72H26ZM27 73V74H28ZM70 73H71V71H70ZM75 73V72H74ZM110 73V72H109ZM127 73V74H128ZM147 73H149V72H147ZM166 73V74H167ZM9 74V73H8ZM25 74V73H24ZM115 74V73H114ZM123 74V73H122ZM126 74V75H127ZM162 74V73H161ZM250 74V73H249ZM262 74V76L264 77V69H263V71H260V73H255L254 75H255V77H254V75H251V77H252V79H253V77H254V79L252 80V85H251V87H252V96H253V98L251 99L252 100V102H251V106H250V115H249V117H248V120L251 122V127H250V129H251V131H247V133H249V140H245L244 141V137H243V135L245 134L244 132H243V134H241L242 133V131H241V133L240 132H238V133H235L236 135H235V138L233 137V136H230V137H233L234 138V140H235V142L238 144L237 146H238V148H239V151H240V149H242L243 148V146L245 145V146H247L246 147V149L248 150V157H242V159H240V161H239V164H237L238 166H236V167H231L230 168V170L228 171V173L226 174V175H228L227 177H226V175H225V177H226V179L225 180H222L223 181V183L225 184H222L221 186L219 185H217L218 186V190H220V191H222V192H219V194L214 198V195H212L211 196V194L210 193H208V194H210V197L212 198L211 200L213 201V205H212V209H209L210 211H211V213H209V210H208V208H210V205H209V207H208V205L205 203V200H207V198H205L204 200H203V198H201V199H198L197 198V196L199 195V193H198V195L197 194H195V189H194V184L195 183H193V182H191V180H192V178H191V180H190V193L188 192L187 194L190 196V197H188V198H186L187 200L185 201L184 200V204H186V207H184V209H185V211H184V219L185 220H187V221H185L184 219H183V225L180 227L179 226V224L181 223V220H180V218H179V213H180V209L178 208V206L176 207L175 205H173V203H172V205H173V208H172V210H170V213H171V215L170 216H172L171 217V226H170V228H167V229H170V230H168V232H166L167 233V235L169 236V240H168V242L165 240L166 238L164 237V234H163V231H157L156 229V231H153V229L151 230V231H153V232H151V240H150V238L149 237H147L148 239H149V242H148V240L146 241V240H141L140 241V243H139V246H138V248H137V258H136V260L135 261H133V262H130V263H127V264H204L203 263V261H205V260H203L202 261V257H205V259H206V261H208L209 263H210V261L211 260H207V259H209L208 257L206 258V256L204 255V256H202L201 257V252H204V251H206V250H208V248H206V246H209V245H207L209 242H208V239H206L207 237H211V236H213V237H215L216 235L214 234V232L213 231H211V230H203V232H201V231H197L198 230V228H199V226H200V223L201 222H203V223H205L206 222V215H208V214H210L211 216H214V218L216 219V220H218L219 221V223L220 224H222L223 225V227H222V230L224 231V234H225V236H223V238L221 239V238H215L217 241H216V243H214V244H212V243H210L211 244V247H213L214 249H215V253H217V254H221L220 256L221 257H225V258H227L228 259V261H226L225 262V264H232L231 262L233 261V260H235L236 262H239V263H241V264H264V195H263V192H264V102H262V101H260V99H262V98H260V94H259V91H260V89H258L259 88V84H258V81H257V79H258V77H261L260 75ZM17 75H16V77H17ZM26 75V74H25ZM43 75V76H42ZM125 75V74H124ZM128 75H130V74H128ZM9 76H10V78L12 79L13 78V76L11 75V73L9 74ZM20 76V75H19ZM24 76V75H23ZM147 75H146V72H145V76L144 77H146ZM26 77V76H25ZM66 77H68L67 79L69 80V82H70V85H72V87L71 88H65V89H62V88H60V85H59V83H63L62 81L64 80V81H66ZM108 77V78H107ZM131 77H133V75L131 76ZM23 77L21 76V79H22ZM146 78H149V77H146ZM161 78V77H160ZM257 78V79H256ZM41 79V80H40ZM76 79V78H75ZM76 79V80H77ZM157 79V78H156ZM165 79V78H164ZM168 79H170V78H168ZM260 79V78H259ZM261 79H262V77H261ZM25 80H26V78H25ZM134 80V79H133ZM142 80V79H141ZM146 80L147 79H145V82H146ZM158 80V79H157ZM160 80V79H159ZM7 81V80H6ZM14 81V80H13ZM12 81V82H13ZM17 81V80H16ZM32 81H34V82H32ZM79 81V80H78ZM136 81V80H135ZM150 81H153V80H149L148 82L150 83ZM162 81V80H161ZM263 81V80H262ZM11 82V81H10ZM26 82L27 81H25L24 82V85H26ZM31 82H32V84H31ZM68 82V81H67ZM130 82H132V79H131V81ZM141 82V81H140ZM264 82V81H263ZM14 83V82H13ZM21 83V82H20ZM19 83V84H20ZM133 83V82H132ZM168 83V82H167ZM249 83L251 84V82L249 81ZM64 84H66V83H64ZM80 84H82V85H80ZM127 84H129V83H127ZM137 84H139V83H137ZM141 84H144V83H141ZM147 84V83H146ZM164 84V83H163ZM13 85V84H12ZM22 86H23V84H21ZM28 85V86H29ZM129 85H132V84H129ZM133 85H136V84H133ZM147 85H149V84H147ZM170 85V83L168 84V86ZM249 85V84H248ZM9 86H11V84L9 85ZM19 86V87H18ZM64 86V85H63ZM69 86V85H68ZM67 86V87H68ZM127 87V89L129 88V90H127L128 92H125V94H124V91H122V90H124L125 89V91H126V88H124V89H121L120 87ZM150 86V85H149ZM164 86H166V85H164ZM163 86V87H164ZM250 86V85H249ZM4 87V86H3ZM131 87H134V86H131ZM138 87V86H137ZM158 87V86H157ZM162 87V88H163ZM22 88V87H21ZM147 88V87H146ZM155 88V87H154ZM167 88V87H166ZM170 88V87H169ZM242 88V87H241ZM264 88V87H263ZM0 89H2V86L0 87ZM164 89V88H163ZM4 91H2L1 90V94L0 95H3V93L2 92H5V93H7V94H9L10 92H8L7 90H6V88L5 89H3ZM22 90V91H21ZM137 90H139V89H137ZM146 90V89H145ZM150 90V89H149ZM151 90H152V87H151ZM157 90V89H156ZM171 90V89H170ZM239 90H241V89H239ZM251 90V89H250ZM264 90V89H263ZM94 91V92H95ZM120 91H122L121 93H123V94H120ZM140 91V90H139ZM246 91H247V89H246ZM262 91V90H261ZM157 92V91H156ZM242 92V91H241ZM250 92V94H251V91H249ZM25 93H26V97L24 96L25 95ZM141 93V92H140ZM243 93V92H242ZM248 93V92H247ZM263 93V92H262ZM261 93V94H262ZM145 94H149V93H144V95ZM157 94H159L158 92H157ZM168 94H170V93H168ZM238 94H240V93H238ZM244 94V93H243ZM4 95H6V94H4ZM143 95V96H144ZM151 95V94H150ZM154 95V94H153ZM152 95V96H153ZM156 95V94H155ZM165 95V94H164ZM246 95V94H245ZM71 96H73V97H75V98H77V99H79V98H81V97H83L82 98V100H81V102H79V104L80 103H82V104H80V105H78V102H76V101H70L69 102V98L71 97ZM93 96H94V94H93ZM100 96V97H101ZM240 96V95H239ZM23 97H24V100H23ZM73 97H71V98H73ZM97 97V96H96ZM99 97V96H98ZM146 97V96H145ZM148 97V96H147ZM167 96L165 95V97L164 98H166ZM238 97V96H237ZM251 97V96H250ZM261 97H264V96H261ZM71 98H70V100H71ZM93 98V97H92ZM113 98H115V97H113ZM151 98L152 97H150V99H147L146 100V103H147V105L149 104L150 105V107L148 108V111L147 110H145V111H142V112H144L143 114L145 115V117L147 118L146 120H155V122H161L162 123V128H163V131H164V136L165 135H167V132H168V130L170 129L169 127L171 126V121H170V116H169V111L170 110H172V108L170 109V110H168L167 109V106H169V105H167V102L166 101H168V99L165 101V99L163 100V102H164V105L162 106V107H165L166 109H167V111L166 110H162L161 109V111L159 110L160 108H158V106L156 105V102H155V100H151ZM168 98V97H167ZM247 98V97H246ZM90 99H91V97H90ZM94 99V98H93ZM93 99H92V101H93ZM98 99V98H97ZM98 99V100H99ZM157 99V98H156ZM170 99V98H169ZM235 99V98H234ZM248 99V98H247ZM264 99V98H263ZM73 100V99H72ZM114 100V99H113ZM236 100V99H235ZM89 101V99H87V101H86V103H90V102H88ZM102 101H98V102H102ZM120 101H119V103H120ZM142 101H144V103L142 102ZM158 101V100H157ZM160 101H161V98H160ZM237 101V100H236ZM247 101H249V100H247ZM97 101H96V103L97 104H99ZM152 102L154 103L155 102V105H156V107L158 108V110H156V107L155 108H153V107H151V104H152ZM234 102V101H233ZM241 102V101H240ZM103 103V102H102ZM106 102H104V104H105ZM118 103V104H119ZM143 103V104H142ZM166 103V104H165ZM169 104H170V102H168ZM245 103V102H244ZM107 104V103H106ZM115 104V103H114ZM117 104V105H118ZM163 103L161 102V105H162ZM237 104H239V103H237ZM247 104V103H246ZM57 106V105H59V111H58V113L56 112L55 114H54V112L53 113H51L52 115H50V112H48V111H52V110H54L55 108H54V106ZM100 105V104H99ZM102 105V104H101ZM110 105H108V106H110ZM148 105V106H149ZM152 105H154V104H152ZM240 105H242V104H240ZM244 105V104H243ZM250 105V104H249ZM95 106V110H96V105H94ZM94 106H92V108H94ZM114 106V105H113ZM133 106H131L130 107V109H133ZM145 106H146V104H145ZM147 106V107H148ZM248 106V105H247ZM77 107V108H76ZM87 107V108H86ZM98 107V106H97ZM101 107H104V105L103 106H101ZM116 107V106H115ZM171 107V105L169 106V108ZM233 107V106H232ZM236 107L237 106H235V109H236ZM241 107V106H240ZM242 107H244V106H242ZM58 108V107H57ZM100 108V107H99ZM105 108V107H104ZM124 108H125V105H124ZM127 108V107H126ZM124 109V110H127V109ZM136 108H135V110H136ZM145 108V107H144ZM80 109H83V110H85L84 108H80ZM103 109V108H102ZM106 109L108 110V108H107V106H106ZM109 109H111V106L109 107ZM121 109V108H120ZM243 108H241V110H242ZM61 110V111H60ZM85 110V113L87 112ZM118 110V109H117ZM134 109H133V111L132 110H129L128 109V112H130V114H129V116L127 117V116H125L124 118H126L127 117V122L129 121V122H135V121H137L138 122V120L140 119V117L139 116H141L142 117V115H138L139 113L137 112V111H135ZM239 110V109H238ZM244 110V109H243ZM75 111V110H74ZM73 111V112H74ZM100 111V110H99ZM98 111V108H97V112H96V114H93L92 113V115H93V117H91L90 118V120L93 122V125H95V124H98V122H100L101 120H103V121H101L102 122V124H103V122H105V120L104 119H106V118H108L109 119V114H108V117H106V115L104 114V113H102V111L103 110H101V112H99ZM109 111V110H108ZM112 111V110H111ZM115 111V110H114ZM122 111V110H121ZM120 111V112H121ZM49 113V115H48V113ZM77 112V110L74 112V113H76ZM80 112V111H79ZM78 112V113H79ZM91 112V111H90ZM93 112V111H92ZM105 112V111H104ZM113 112V111H112ZM116 112H118V111H116ZM126 112V111H125ZM172 112V111H171ZM171 112H170V115H171ZM234 112V111H233ZM236 112V111H235ZM238 112V111H237ZM2 113H0V114H2ZM11 113V114H12ZM77 113V114H78ZM89 113V112H88ZM108 113V112H107ZM110 113V112H109ZM184 113V112H183ZM243 113H244V111H243ZM242 113V114H243ZM248 113V112H247ZM7 115H8V113H6ZM73 114V113H72ZM82 114H83V111H82ZM90 114V113H89ZM89 114H87L88 115V117H90L89 116ZM112 114V113H111ZM119 114V113H118ZM126 114V113H125ZM236 114H238V113H236ZM236 114H235V117H236ZM246 114V113H245ZM3 115H5V114H3ZM14 115V116H15ZM74 115V114H73ZM72 115V116H73ZM87 115H85V117L87 116ZM91 115V114H90ZM127 115V114H126ZM143 115V116H144ZM184 115V114H183ZM34 116H36V119H34L35 117ZM75 117H76V115H74ZM82 116V115H81ZM83 116H84V114H83ZM104 116V117H103ZM112 116V115H111ZM110 116V119L113 117H111ZM119 120H117V123L116 124H118V122L120 121V118H121V115L119 114ZM122 116H124V114L122 115ZM239 117H237L238 118V120L236 121V125L235 124H233V125H235V127L237 126V130L236 131H238L239 130V127L242 125V123H241V119H242V117L243 118H245L243 115H241V113H240V115H238ZM242 116V117H241ZM32 117H34L33 118V120L34 121H30L31 120V118ZM116 117H118V115H116ZM184 117V116H183ZM78 118V117H77ZM114 118H115V116H114ZM123 118V117H122ZM121 118V119H122ZM144 118V117H143ZM230 118H231V116H230ZM73 119H74V117H73ZM81 119H83V118H81ZM80 118H79V122H78V120H77V124L75 123V125H78L80 122H81V124L83 123L84 124V122H83V120H81ZM69 120H71V119H69ZM88 120V119H87ZM113 120V119H112ZM112 120H109V121H112ZM115 120V119H114ZM141 120V119H140ZM143 120V119H142ZM141 120V121H142ZM230 120V119H229ZM234 120V119H233ZM89 121V120H88ZM108 121V122H109ZM116 121V120H115ZM141 121H139V122H141ZM226 121V120H225ZM242 121H243V119H242ZM72 122H74V121H69V124L70 123H72ZM76 122V121H75ZM122 122V121H121ZM127 122L125 123L126 125H127ZM128 122V123H129ZM153 122V121H152ZM228 122V121H227ZM226 122V123H227ZM5 122L3 121H0V132H2L3 133V131H5L7 128L4 126L5 124H4ZM8 123V124H7ZM63 123V126L61 127V125L60 124H62ZM65 123V124H64ZM91 123V122H90ZM90 123H88V124H90ZM131 123V124H132ZM31 124H32V126H31ZM34 124V125H33ZM73 124V123H72ZM81 124H79V125H81ZM100 124V123H99ZM99 124H98V126H99ZM109 124H110V122L108 123V126H109ZM115 124V126L117 127V125ZM122 124V123H121ZM130 124V125H131ZM92 125V124H91ZM129 125V124H128ZM133 126H128L127 127V129L125 130L127 133H129V134H135V136L136 135H142V136H147V135H153L152 134V132H154L155 130V128L153 127V130L151 129V126H149L150 127V129H149V127L148 126H146L145 125V123H143L142 122V124H137L136 126H134V123L132 124ZM154 125H155V123H154ZM157 125V124H156ZM222 125V124H221ZM29 126H31L32 128H33V126H34V129H32L31 130V134L30 133H28V130L30 131V127ZM73 126H74V124H73ZM83 126V127H82ZM101 126V125H100ZM105 126V125H104ZM103 126V127H104ZM110 126H112V124L110 125ZM115 126H113V127H115ZM119 126H120V123H119ZM122 126V125H121ZM120 126V127H121ZM227 126V125H226ZM250 126V125H249ZM248 126V127H249ZM28 127V128H27ZM106 127V126H105ZM126 127V126H125ZM223 127V126H222ZM225 127V126H224ZM230 127H231V125L228 127L229 129H230ZM24 128H27V130L25 129L24 130ZM70 128H71V126H70ZM80 129H79V131H80V133H78V135L76 136L77 138L79 137V139H81L80 137L81 136H85V138H88V136L89 135H91L92 134V131H93V129H91V128H89L88 126L86 127V125L84 126V125H81V127H79ZM93 128V127H92ZM107 128V127H106ZM110 128V127H109ZM109 128H107V130H109ZM169 128V129H168ZM244 128V127H243ZM245 128H247V127H245ZM53 129H55V130H53ZM71 129H73V128H71ZM100 129V128H99ZM103 129H105V128H103ZM112 129V128H111ZM118 129H119V127H118ZM221 129V128H220ZM34 130V131H33ZM53 130V131H52ZM59 130V129H58ZM115 130V129H114ZM222 130V129H221ZM235 130V129H234ZM244 130V129H243ZM248 130H249V128H248ZM70 131V130H69ZM106 131V130H105ZM123 130H121V132H122ZM152 131V132H151ZM157 132H156V135H155V139H157L158 138V135L159 134H161V133H159V131H158V129L156 130ZM223 131H224V128H223ZM246 131V130H245ZM6 132H10V130L9 131H5V133ZM52 132V133H51ZM72 132L73 131H70V137L69 138H72L73 137V134H72ZM95 132V131H94ZM101 132V131H100ZM110 132H113V131H110ZM118 132V131H117ZM27 134V136L25 135V134ZM52 134V135H54L55 136V134L57 133H55V134ZM73 133H77V131H74ZM220 133V132H219ZM10 134V133H9ZM14 134V133H13ZM49 134V135H50ZM61 134V132L59 133V135ZM107 134V133H106ZM109 134V133H108ZM107 134V135H108ZM111 134V133H110ZM129 134H128V136H129ZM225 134H226V132H225ZM0 135H3V134H0ZM31 135H33L34 136V138H33V136H31ZM57 135V134H56ZM58 135V136H59ZM88 135V136H87ZM95 135V134H94ZM96 135H97V132H96ZM102 135V134H101ZM111 135H113V133L111 134ZM123 135V134H122ZM218 135V134H217ZM8 136V135H7ZM10 136V135H9ZM54 136L52 137V136H50V137H52V138H54ZM93 136V135H92ZM98 136H99V133H98ZM104 136H105V134H104ZM103 136V137H104ZM115 136V135H114ZM125 136V135H124ZM133 136V135H132ZM132 136H130L131 138H132ZM154 136V135H153ZM228 136V135H227ZM226 136V137H227ZM11 137V136H10ZM59 137H61V139L60 140H62V137H63V135L61 136H59ZM66 137V136H65ZM100 137V136H99ZM109 137H110V135H109ZM113 136H111L110 138H112ZM126 137V136H125ZM124 137V138H125ZM134 137V136H133ZM147 137H149V136H147ZM218 137H219V135H218ZM226 137H224V138H226ZM229 137V138H230ZM246 137V136H245ZM28 138H31V139H29V140H31V141H29L28 140ZM33 138V139H32ZM49 138V137H48ZM52 138H50V140L52 139ZM56 139L55 140H57V137H55ZM64 138V137H63ZM91 138V137H90ZM94 138V137H93ZM115 138L116 137H114V141H116L115 140ZM120 138H122V137H120ZM167 138V137H166ZM5 139V138H4ZM3 139V140H4ZM16 139V138H15ZM21 139V138H20ZM26 139V140H25ZM73 139V138H72ZM89 139V138H88ZM95 139V138H94ZM97 139H100V138H97ZM133 139H135V138H132L131 139V141L133 140ZM139 139H140V136H139ZM141 139H144V138H141ZM147 139V138H146ZM145 139V140H146ZM150 139H152V136H151V138ZM155 139H153V140H155ZM223 139V138H222ZM246 139V138H245ZM36 140V141H35ZM54 140V139H53ZM69 140V139H68ZM67 140V138H66V142H65V140H62V141H60V142H58L59 144L61 143V142H65V143H68V142H70V140L68 141ZM75 140H76V138H75ZM85 140H87V139H84V141L83 142H85ZM120 139H117V141H119ZM123 139H121V141H122ZM127 140V139H126ZM129 140H130V138H129ZM231 140V139H230ZM21 141V140H20ZM29 141V142H28ZM49 141V140H48ZM59 141V140H58ZM72 142L74 141V139L73 140H71ZM89 141V143L91 142V139L90 140H88ZM87 141V142H88ZM102 141V140H101ZM104 141V140H103ZM107 141V140H106ZM141 141V140H140ZM174 141V140H173ZM172 141V142H173ZM221 141V140H220ZM225 141H227V140H225ZM225 141H222L223 142V145H224V143H225ZM7 142V141H6ZM13 142V141H12ZM19 142V141H18ZM23 142V141H22ZM46 143H47V140L45 141ZM54 142V141H53ZM55 142H57V141H55ZM55 142H54V144L52 143V145L53 146H49V147H52V149L51 150H53L54 148H57L56 146H54L55 145ZM71 142V143H72ZM77 142V141H76ZM94 142H96V141H92L91 143H93L94 144ZM100 142V141H99ZM108 142V141H107ZM142 142V141H141ZM140 142V143H141ZM147 142H149V141H147ZM154 142V141H153ZM153 142H149L150 143V145H151V143L152 144H154ZM170 141H167V139H166V143H169ZM172 142L170 143V144H172ZM175 142V141H174ZM173 142V143H174ZM21 143V142H20ZM57 143V144H58ZM73 143H75V141L73 142ZM82 143V142H81ZM113 143V142H112ZM116 143V145H121V143L122 142H119V144L117 143V142H115ZM131 143V142H130ZM218 143H219V141H218ZM228 143V142H227ZM14 144H15V142H14ZM14 144H13V146H14ZM48 144L49 143H47V147H48ZM68 144H70V143H68ZM84 144H86V143H84ZM83 144V145H84ZM92 144V145H93ZM97 144V143H96ZM109 145L111 144V143H108ZM114 144V143H113ZM112 144V148H115L116 147V145H113ZM123 144V143H122ZM2 145V144H1ZM0 145V146H1ZM11 145V144H10ZM23 145V144H22ZM22 145H20L21 147H22ZM27 144L25 145V146H28ZM65 145V144H64ZM72 145V144H71ZM81 145V144H80ZM98 145V144H97ZM101 145V144H100ZM104 145V144H103ZM150 145H148L149 147H150ZM169 145V144H168ZM222 145V146H223ZM6 146V145H5ZM60 146V145H59ZM61 146H63V145H61ZM70 146V145H69ZM76 147L78 146V148H82V147H79V145H75ZM82 146V145H81ZM88 146H90V144H88ZM102 146V145H101ZM108 146V145H107ZM115 146V147H114ZM123 146V145H122ZM133 146V145H132ZM135 146V145H134ZM134 146H133V148H134ZM147 146V145H146ZM145 146V147H146ZM147 146V147H148ZM153 145H151V147H152ZM218 146H220V145H218ZM8 147V146H7ZM16 147H17V144H16ZM21 147H20V149H21ZM54 147V148H53ZM68 147V146H67ZM66 146H65V149L67 148ZM73 146H71L69 149H71ZM93 147H94V145H93ZM97 147V146H96ZM94 148V149H89L88 150V148H87V150L90 152V154H89V152L87 153L88 155H86L84 152L85 151H87V150H85V151H83L84 150V147H83V150L82 149H80L82 152H80V153H82V154H84L83 155V157H82V159L83 158H89V160H85L86 162H94L93 164L95 165V162L96 161H94L93 159H91V153H93L94 151L93 150H95V149H97V148ZM111 147V146H110ZM124 147H125V145H124ZM128 146H126V148H127ZM136 147V146H135ZM150 147V148H151ZM18 148H19V146H18ZM18 148H17V151H18ZM25 148V147H24ZM27 148H31V146H29V147H27ZM61 148V147H60ZM62 148H64V147H62ZM60 149V150H63V149ZM75 148V147H74ZM85 148V149H86ZM98 148H100V147H98ZM122 148V147H121ZM120 148V149H121ZM131 148V147H130ZM133 148H131V149H133ZM136 148H138V147H136ZM220 148V147H219ZM227 148V147H226ZM231 148V147H230ZM237 147H235V149H236ZM5 149V148H4ZM11 149V148H10ZM13 149H14V147H13ZM23 149V148H22ZM32 149V151L34 152V148H31ZM35 149V151L37 152L38 150H36ZM43 149H45V150H47V151H49L46 147L45 148H43ZM42 149V150H43ZM105 149V148H104ZM149 148H147L146 150H148ZM233 149V148H232ZM243 149H245V147L243 148ZM15 150H16V148H15ZM25 150V153H26V150L27 149H24ZM45 150L43 151V152H45ZM55 151H56V149H54ZM72 150V149H71ZM70 150V151H71ZM74 150V149H73ZM73 150H72V153H73ZM75 150H76V148H75ZM79 150V151H80ZM140 150V149H139ZM143 150H144V153H146V154H148V152H150V151H148V152H146V150L144 149V147H143ZM151 150V149H150ZM223 150V149H222ZM231 150V149H230ZM3 151V150H2ZM31 151V152H32ZM41 151V150H40ZM59 151V150H58ZM64 151V150H63ZM68 151V150H67ZM66 151V152H67ZM78 150H77V154H79L78 152H79ZM99 152L101 151V149L100 150H98ZM108 151V150H107ZM110 151V150H109ZM127 151V150H126ZM130 151V150H129ZM136 151V150H135ZM138 151V150H137ZM136 151V152H137ZM238 151V152H239ZM9 152V151H8ZM16 152V151H15ZM22 152V151H21ZM59 152H61V151H59ZM95 152H96V150H95ZM139 152V151H138ZM225 152V151H224ZM17 153H19V152H17ZM25 153H22V154H25ZM38 153H39V151H38ZM37 153V154H38ZM46 154H47V152H45ZM54 153V152H53ZM52 153V154H53ZM56 153V155L58 154L57 152H55ZM54 153V154H55ZM75 153V152H74ZM123 153V152H122ZM127 153V152H126ZM151 153V152H150ZM219 153V152H218ZM243 153V152H242ZM2 154V153H1ZM30 154H32V153H30V151H29V156H30ZM39 154H42V156H43V153H39ZM49 154H50V151H49ZM51 154V155H52ZM62 154H63V152H62ZM60 154L59 153V155H61L62 156V158H63V155H65V154ZM68 154H69V151H68ZM71 154V153H70ZM94 154H96V153H93L92 154V157L93 156H95ZM140 154H142V152L140 153ZM224 154H226V153H224ZM235 154V153H234ZM19 155V154H18ZM25 155H27V153L25 154ZM24 155V156H25ZM45 155V154H44ZM58 155V156H59ZM72 155V154H71ZM76 155V154H75ZM87 157H86V156ZM109 155H111V154H109ZM127 155V154H126ZM125 155V156H126ZM151 154H149L148 155V157L150 156ZM230 155V154H229ZM17 156V155H16ZM28 156V155H27ZM33 156H35V154H33ZM32 156V157H33ZM46 156V155H45ZM47 156H48V154H47ZM61 156L59 157L60 158V160L62 159L61 158ZM66 156V155H65ZM70 155H68L67 157H69ZM82 156V155H81ZM85 156V157H84ZM97 156H99L98 155V152H97ZM103 156V155H102ZM122 156H124V155H122ZM128 156V155H127ZM141 156V155H140ZM209 156V155H208ZM222 156V155H221ZM228 156V155H227ZM233 156V155H232ZM241 156V155H240ZM1 157V156H0ZM6 157V156H5ZM13 157V156H12ZM15 157V156H14ZM26 157V156H25ZM24 157V158H25ZM37 157H39V159H41L40 158V156H37ZM66 157V158H67ZM72 157V156H71ZM73 157H74V155H73ZM76 158H75V160L78 158V155H76L75 156ZM99 157H101V156H99ZM104 157H105V154H104ZM234 157V156H233ZM232 157V158H233ZM238 157V156H237ZM7 158V157H6ZM17 158V157H16ZM34 158H36V157H34ZM47 158V157H46ZM49 158V157H48ZM47 158V159H48ZM51 158H52V156H51ZM70 158V157H69ZM107 158V157H106ZM122 158V157H121ZM130 158V157H129ZM132 158V157H131ZM136 158V157H135ZM228 158V157H227ZM26 159H27V157H26ZM31 159V158H30ZM44 159V157L41 159V163H44L47 159H45V160H43ZM91 159V160H90ZM127 159V158H126ZM133 159V158H132ZM146 159V158H145ZM229 159V158H228ZM238 159H239V157H238ZM8 160V159H7ZM49 160H50V158H49ZM48 160V161H49ZM65 160V159H64ZM69 160V159H68ZM72 160H73V158H72ZM84 160V159H83ZM83 160H78V162H76V161H74L75 162V164H78V163H80L81 161L83 162ZM109 160V159H108ZM117 160H119V158H117ZM123 160V159H122ZM129 160H131V159H129ZM218 160V159H217ZM221 160V159H220ZM2 161V160H1ZM10 161V160H9ZM33 161V160H32ZM37 161V160H36ZM43 161V162H42ZM47 161V162H48ZM54 160H52V162H53ZM59 161V160H58ZM58 161H56L57 163H58ZM70 161V160H69ZM80 161V162H79ZM102 161V159L100 160V162ZM107 161V160H106ZM105 160H104V162H106ZM141 161V160H140ZM143 161V160H142ZM145 161V160H144ZM228 161V160H227ZM231 161V160H230ZM35 162V161H34ZM40 162V161H39ZM56 162H53L54 164L56 163ZM59 162H61V161H59ZM66 162H68L67 160H66ZM71 162H73V161H70V163ZM74 162L72 163V164H74ZM81 162V163H82ZM112 162V161H111ZM133 162V161H132ZM146 162V161H145ZM206 162V161H205ZM225 162V161H224ZM233 162H234V160H233ZM12 163V162H11ZM11 163L9 164V165H11ZM21 163H23V161H21ZM25 163V162H24ZM26 163H27V161H26ZM29 163H30V161H29ZM28 163V165L30 166V164ZM62 163V162H61ZM63 163H65V162H63ZM62 163V164H63ZM88 163H86V165H88ZM107 163V162H106ZM115 163V162H114ZM113 163V164H114ZM120 163V162H119ZM118 163V164H119ZM152 164V163H150L149 161L147 162V164ZM212 163V162H211ZM221 163V162H220ZM219 163V164H220ZM228 163V162H227ZM238 163V162H237ZM2 164V163H1ZM4 164V163H3ZM19 164H20V162H19ZM34 164V163H33ZM37 164H40V163H37ZM44 164H46V163H44ZM48 164V163H47ZM67 164H69V163H67ZM66 164V165H67ZM82 164H85V162L84 163H82ZM100 164V163H99ZM98 163H97V165H99ZM112 164V165H113ZM121 164V163H120ZM134 164H136L135 162H134ZM143 164H144V166H143ZM206 164V163H205ZM231 164V163H230ZM236 164V163H235ZM21 165V164H20ZM22 165H27V164H22ZM31 165H32V163H31ZM51 165H53V164H50V167H51ZM79 165V164H78ZM77 165V166H78ZM81 165V164H80ZM90 166H92V167H94L93 165H91V164H89ZM139 165V164H138ZM143 167H145V163L143 162L142 164H141ZM215 165V164H214ZM221 165V164H220ZM225 165V164H224ZM252 165V166H251ZM13 166V165H12ZM11 166V167H12ZM44 166V165H43ZM42 166V167H43ZM47 166V165H46ZM56 166L57 165H55V167L54 168H56ZM82 166V165H81ZM85 166V165H84ZM100 166V168H97L96 166H95V168H97V170H105L104 168H103V165H102V167H101V164L99 165ZM114 166V165H113ZM125 166V165H124ZM140 166V165H139ZM148 166V165H147ZM146 166V167H147ZM207 166V165H206ZM231 166V165H230ZM19 167V166H18ZM34 167H35V164H34ZM36 167H37V165H36ZM50 167H48V169L50 168ZM62 167H63V165H62ZM62 167H59V171H62L61 170V168ZM75 167V166H74ZM78 167H80V166H78ZM104 167H106V165H104ZM116 167H118V166H116ZM115 167V168H116ZM121 167V166H120ZM119 167V168H120ZM143 167H140V168H143ZM202 167H204V166H202ZM201 167V168H202ZM219 167V166H218ZM224 166H222V168H223ZM227 167V166H226ZM226 167H224V169L226 168ZM22 168H24V167H22ZM54 168H52V169H54ZM82 168L84 169V171H82V173H86L87 171H88V169H89V166H88V169H85L83 166H82ZM102 168V169H101ZM110 168H111V166H110ZM113 168V167H112ZM114 168V169H115ZM123 168H125V167H123ZM137 168H139V167H137ZM207 168V167H206ZM205 168V169H206ZM221 168V169H222ZM38 169V168H37ZM41 168L39 167V170H40ZM63 169V168H62ZM75 169V168H74ZM76 169H78V168H76ZM75 169V170H76ZM81 169V168H80ZM79 169V170H80ZM113 169V170H114ZM121 169V168H120ZM127 169V168H126ZM135 169H136V167H135ZM144 169V168H143ZM146 169H148V168H146ZM145 169V170H146ZM156 169V168H155ZM190 169V168H189ZM203 169V168H202ZM208 169H210V168H208ZM208 169H207V171H208ZM224 169H223V171H224ZM4 170V169H3ZM22 170H25V169H22ZM29 170V169H28ZM39 170H38V172H39ZM46 170V169H45ZM55 170V169H54ZM67 170V169H66ZM85 170H87V171H85ZM106 170H108V168H106ZM113 170L111 171L112 173H114V175H116V173L115 172H113ZM116 170V169H115ZM117 170H118V168H117ZM125 170V169H124ZM144 170V171H145ZM192 170H194L193 169V167H192ZM201 170V169H200ZM199 170V171H200ZM13 171V170H12ZM27 171V170H26ZM30 171V170H29ZM33 171V170H32ZM48 171V170H47ZM58 171V170H57ZM72 171H73V168H72ZM94 171H96L95 169H94ZM109 171V170H108ZM118 171H120V170H118ZM117 171V173H119ZM121 171H122V169H121ZM138 171H140V170H138ZM144 171H143V173H142V171H141V173L142 174H144ZM150 171H152L153 172V170L151 169ZM149 170H148V173L150 172ZM191 171V170H190ZM189 171V172H190ZM198 170H197V172H199ZM214 171V170H213ZM219 171H220V169H219ZM8 172V171H7ZM16 172V171H15ZM21 172H23V171H20V173ZM34 172H37L36 170L34 171ZM34 172L32 173L33 175H35V176H33V178L32 179H34L35 180V182H32L29 178V180L31 181H26V183H25V185H23L22 183L23 182H21V184H18V185H22V188L24 189V192L22 193L23 195L25 194V191H26V193H28L27 195H29L31 192H32V190L34 191V189H36L37 187H38V189H36V191H35V193L34 194H36V192L40 189V188H42L43 189V187L44 188H50L51 189V187L50 186H48V185H50L49 183H52V182H54V181H52L51 179V182L50 181H47V179H46V181H43L44 179H42L43 177V175L42 176H40V174L38 173L37 175L36 174H34ZM43 172V171H42ZM78 172V171H77ZM90 174H92L93 173V171L91 170V168H90ZM89 172H87L88 174H89ZM92 172V173H91ZM101 173H102V171H100ZM99 172V173H100ZM104 172V171H103ZM105 172H107V171H105ZM104 172V173H105ZM127 172V171H126ZM124 172L125 173V175L127 174V173H129V172ZM132 172V171H131ZM136 172V171H135ZM188 172V173H189ZM195 173H197L196 171H194ZM202 172V171H201ZM200 172V173H201ZM211 172V170L210 171H208V174H211L210 173ZM222 172V171H221ZM2 173V172H1ZM24 173H25V171H24ZM46 173V172H45ZM50 173V172H49ZM52 173H53V171H52ZM60 173H62V172H60ZM64 173V172H63ZM84 173V174H85ZM95 173V175H97V172H94ZM112 173H111V175L109 174H107L106 173V175L108 176V178H114V176L112 175ZM124 173H123V175H124ZM138 173V172H137ZM140 173V174H141ZM147 173V172H146ZM147 173V174H148ZM192 173V172H191ZM206 173V172H205ZM19 174V173H18ZM31 174V173H30ZM30 174H27L26 173V175H30ZM58 174V173H57ZM83 174V175H84ZM89 174V175H90ZM120 174V173H119ZM136 174V173H135ZM150 174V173H149ZM198 174V173H197ZM48 175V174H47ZM79 175H81V173L79 174ZM86 175V174H85ZM84 175V176H85ZM94 175V176H95ZM105 175V176H106ZM122 175V174H121ZM124 175V179L126 178V176ZM133 175H134V173L132 174V177H133ZM139 175V174H138ZM144 175H146V174H144ZM189 175L191 176V174H188V176L187 177H189ZM230 175H232V177L231 178H229V176ZM10 176V175H9ZM50 176H51V174H50ZM61 176V175H60ZM88 176V175H87ZM93 176V175H92ZM99 176V175H98ZM97 176V177H98ZM113 176V177H112ZM120 176V175H119ZM146 176H149V175H146ZM209 177L210 176H212V175H208ZM4 177H6V176H4ZM23 177H24V175H23ZM42 177V178H41ZM51 177H54V176H51ZM58 177V176H57ZM56 177V178H57ZM68 177V176H67ZM96 177V176H95ZM95 177H92V178H95ZM102 178L104 177V176H101ZM123 177V176H122ZM135 177V176H134ZM202 177V176H201ZM206 177H207V175H206ZM215 177V176H214ZM50 178V177H49ZM64 178V177H63ZM87 178V177H86ZM99 178H100V176H99ZM98 178V179H99ZM116 178V177H115ZM137 178V177H136ZM200 178V177H199ZM212 178V177H211ZM11 179V178H10ZM19 179V178H18ZM106 179H107V177H106ZM118 179V178H117ZM132 179V178H131ZM187 179V178H186ZM207 179V178H206ZM78 180V179H77ZM84 180H86V179H84ZM91 180V179H90ZM104 180V179H103ZM135 180V179H134ZM12 181V180H11ZM15 181V180H14ZM65 181V180H64ZM196 181V180H195ZM221 181V182H222ZM4 182V181H3ZM16 182V181H15ZM86 182H88V181H86ZM197 182H200V181H197ZM209 182V181H208ZM215 182V181H214ZM12 183V182H11ZM14 183V182H13ZM187 183V182H186ZM202 183V182H201ZM211 183H213V182H211ZM5 184V183H4ZM7 184V183H6ZM5 184V185H6ZM53 184V183H52ZM51 184V185H52ZM137 184V183H136ZM184 184V183H183ZM204 184H205V182H203L202 183V185L204 186ZM210 184V183H209ZM216 184V183H215ZM219 184V183H218ZM71 185V184H70ZM69 185V186H70ZM182 185V184H181ZM197 185V184H196ZM201 185V184H200ZM7 186V185H6ZM24 186V187H23ZM138 186V188H139V185H137ZM206 186V185H205ZM215 186V185H214ZM216 186V187H217ZM10 187V186H9ZM12 187V186H11ZM25 187H26V189H25ZM143 187V186H142ZM179 188H180V186H178ZM184 187V186H183ZM182 187V188H183ZM189 187V186H188ZM195 187H197V186H195ZM21 187H19V189H22ZM52 188H54V187H52ZM181 188V189H182ZM185 188H186V185H185ZM199 188V187H198ZM200 188H201V186H200ZM202 188H204V187H202ZM207 188H209V186H207ZM211 188V187H210ZM49 189V190H50ZM215 189V188H214ZM18 190V189H17ZM31 190V191H30ZM54 190H55V188H54ZM58 190V189H57ZM66 190V189H65ZM82 190V189H81ZM137 190V189H136ZM201 190V189H200ZM204 190H205V188H204ZM204 190L202 189L201 191H203L204 192ZM53 191V190H52ZM139 191V190H138ZM144 191H145V189H144ZM175 191H177V190H175ZM186 191V190H185ZM209 191H211V190H209ZM19 192H20V190H19ZM22 192V191H21ZM20 192V193H21ZM40 192V191H39ZM39 192H37V195L39 194L40 195V193ZM50 192V191H49ZM61 192H62V190L60 191V195H61ZM143 192V191H142ZM146 192V191H145ZM178 192V191H177ZM197 192V191H196ZM206 192V191H205ZM204 192V193H205ZM212 192V191H211ZM218 192V191H217ZM44 193H46V192H44ZM53 193H54V191H53ZM68 193V192H67ZM81 193V192H80ZM173 193H175V192H173ZM258 193L259 194H262L261 196L262 197H255V198H257L258 200H253L252 199V196H254V195H258ZM32 194V193H31ZM49 194V193H48ZM56 196H54V195H52V196H54V197H57L58 195V193L56 194V192L54 193ZM69 194V193H68ZM140 194H142V193H137L136 195L137 196H140ZM186 194V195H187ZM18 195V194H17ZM22 195V196H23ZM45 195V197L44 198H47L48 199V197H46V195L47 194H44ZM82 195V194H81ZM178 195H179V193H178ZM206 195V194H205ZM239 196L240 195V199H241V197H243L245 200H247L248 202H249V206H247V208H248V210L246 211V212H244V214L245 215H243V214H239V215H242V217L244 216V219H243V222L241 221L240 222V220H239V222H237V223H234V222H232V220H230V219H232V218H230V217H232V214H233V211H234V209L236 210V207H237V204L239 203V201L237 202V200H234V199H231V197L232 196ZM19 196V195H18ZM29 196H32V195H29ZM78 196H79V194H78ZM201 196H203V195H201ZM4 197V196H3ZM9 197V196H8ZM63 197V196H62ZM66 197H67V195H66ZM176 197V196H175ZM186 197V196H185ZM184 197V198H185ZM209 197V198H210ZM6 198H7V196H6ZM13 198H14V196H13ZM17 198V197H16ZM15 198V199H16ZM25 198H27V197H25ZM41 198V197H40ZM58 198V197H57ZM72 198V197H71ZM177 198H179V197H177ZM196 198H197V200H196ZM236 199H237V197H235ZM1 199H2V197H1ZM0 199V200H1ZM18 199V198H17ZM21 199H22V197H21ZM24 199V198H23ZM29 199V198H28ZM31 199V198H30ZM37 199V198H36ZM36 199L34 198V200H35V202H36ZM54 200L53 201H56V198H53ZM60 199H62V198H60ZM59 199V200H60ZM68 199V198H67ZM223 199H226V200H228V207H226V208H223L222 207V200ZM9 200V199H8ZM38 200V199H37ZM41 200V199H40ZM52 200V199H51ZM63 200V199H62ZM70 200V199H69ZM74 200V199H73ZM180 200V199H179ZM2 201V200H1ZM12 201V200H11ZM17 201V200H16ZM32 202H33V200H31ZM182 201H183V199H182ZM225 201V200H224ZM241 201V200H240ZM3 202H4V200H3ZM9 202H10V200H9ZM26 202V201H25ZM25 202H23V203H25ZM41 202V201H40ZM64 202H65V200H64ZM174 202V201H173ZM178 202V201H177ZM226 202V201H225ZM224 202V203H225ZM243 202V201H242ZM245 202V201H244ZM5 203V202H4ZM50 203H52L51 201H50ZM76 203V202H75ZM183 203V202H182ZM194 203H197V207H198V209H200V210H196L195 209V205H194ZM212 203V202H211ZM250 203L251 204H255L256 206H260V207H262V210H263V212H262V210H260V209H258V208H255V207H251L250 206ZM9 204V203H8ZM10 204H11V202H10ZM9 204V205H10ZM30 204V203H29ZM36 204H37V202H36ZM39 204V203H38ZM55 204H56V202H55ZM58 204H60V203H58ZM178 204V203H177ZM209 204H210V202H209ZM242 204V203H241ZM12 205V204H11ZM41 206H42V203H41ZM44 206V205H43ZM61 206V205H60ZM183 206V205H182ZM242 206V205H241ZM13 207V206H12ZM11 207V208H12ZM73 207V206H72ZM78 207V206H77ZM222 207V208H221ZM246 207V206H245ZM245 207H244V209H245ZM14 208H16V207H14ZM33 208H35V207H33ZM38 208H40L39 206H38ZM38 208H36L37 210H38V212L40 211V209H38ZM48 208V207H47ZM181 208V207H180ZM241 208V207H240ZM49 209V208H48ZM256 209H258L259 210V212H262L263 213V215L262 214H260V213H258V211H256ZM0 210H2V209H0ZM6 210V209H5ZM169 210V209H168ZM237 210H239V207H238V209ZM246 210V209H245ZM245 210H243V208H242V211H245ZM11 211V210H10ZM15 211V210H14ZM18 211H20V210H18ZM22 211V210H21ZM43 211H45V210H43ZM51 211V210H50ZM241 211V210H240ZM40 212H42V211H40ZM48 212V211H47ZM53 212V211H52ZM236 212V211H235ZM235 212H234V215H235ZM8 213V212H7ZM11 213V212H10ZM16 213H17V211H16ZM19 213V212H18ZM24 213H25V210H24ZM50 213V212H49ZM75 213V212H74ZM237 213V212H236ZM258 213V214H257ZM23 214V213H22ZM28 214V213H27ZM32 214V213H31ZM53 214V213H52ZM168 214V213H167ZM182 214V213H181ZM260 214V215H259ZM25 215V214H24ZM34 215V214H33ZM47 215H48V213H47ZM72 215V214H71ZM70 215V216H71ZM74 215V214H73ZM1 216H3V215H1ZM9 216V215H8ZM20 216V215H19ZM34 216H43L42 214H40L39 213V215H34ZM236 216V215H235ZM234 216V217H235ZM256 216V217H255ZM6 217V216H5ZM10 217V216H9ZM26 217V216H25ZM49 217V216H48ZM159 217V216H158ZM164 217V216H163ZM234 217H233V221H234ZM241 217V216H240ZM162 218V217H161ZM170 218V217H169ZM236 218H237V216H236ZM4 219V218H3ZM24 219V218H23ZM41 219H42V217H41ZM60 219H63V218H60ZM166 219V218H165ZM209 219V218H208ZM239 219V218H238ZM5 220V219H4ZM11 220V219H10ZM46 220H47V218H46ZM158 220V219H157ZM167 220V219H166ZM165 220V221H166ZM169 220V219H168ZM212 220V219H211ZM28 221V220H27ZM71 221H73V220H71ZM185 221V222H184ZM208 221V220H207ZM209 221H210V219H209ZM236 221H237V219H236ZM235 221V222H236ZM6 221H4V223H5ZM13 222V221H12ZM17 223H18V221H16ZM158 222H159V220H158ZM169 222H170V220H169ZM68 223H70V222H68ZM162 223V222H161ZM208 223V222H207ZM22 224H24L23 222H22ZM22 224H20L19 223V225H22ZM155 224V223H154ZM159 224H160V222H159ZM199 224V225H198ZM206 224V223H205ZM209 224V223H208ZM210 224H212V223H210ZM209 224V225H210ZM13 225H15V222L14 223H7V225H4V226H6V227H4L5 228V230L4 231H9L11 234H14L13 233V228H15V227H13ZM18 225V226H19ZM72 225H73V223H72ZM86 225V224H85ZM157 225V224H156ZM163 225H165V224H163ZM201 225H204V224H201ZM16 226V225H15ZM24 226V225H23ZM84 226V225H83ZM158 226V225H157ZM161 226V225H160ZM210 226H213V225H210ZM165 227H167V226H165ZM165 227H163V229L165 230L166 228ZM190 227H192V230H193V228H195V231L193 230V232L192 233H190V231H188V229L190 228ZM201 227H203V226H201ZM1 228V227H0ZM20 228V227H19ZM162 228V226L160 227V229ZM210 228V227H209ZM214 228H215V226H214ZM2 229H3V226H2ZM74 229V228H73ZM72 229V230H73ZM221 229V228H220ZM219 228H218V230L217 231H219L220 230ZM20 231V230H19ZM19 231H17V233L19 232ZM142 231V230H141ZM150 231V230H149ZM221 231V230H220ZM1 232V231H0ZM8 232V233H9ZM146 232H148V231H146ZM195 232V233H194ZM16 233V232H15ZM145 233V232H144ZM223 234V233H222ZM17 235V234H16ZM166 235V234H165ZM9 236H11V235H9ZM144 236V235H143ZM1 237V236H0ZM3 237H5V236H3ZM145 237V239H146V235L144 236ZM167 237V236H166ZM218 237H219V235H218ZM8 238V237H7ZM163 238H165V239H163ZM3 239V238H2ZM13 239V238H12ZM144 239V238H143ZM210 239V238H209ZM138 240H140V239H138ZM167 242H165V241ZM206 240H207V242H206ZM1 241V240H0ZM6 241H8V240H3V242H6ZM215 241V240H214ZM2 242V241H1ZM0 242V243H1ZM3 242L1 243V244H3ZM9 242V241H8ZM211 242H212V239H211ZM7 243V242H6ZM5 245V244H4ZM203 249H205L204 251H203ZM136 250V249H135ZM209 250L210 251H208L209 253L211 252V250L212 249H210L209 248ZM205 253V252H204ZM207 253V252H206ZM213 253V252H212ZM216 254V255H217ZM233 255H234V257H235V255L237 256V259H236V257H235V259L233 258ZM13 257V256H12ZM15 257V256H14ZM13 257V258H14ZM218 257V256H217ZM218 258H220V257H218ZM232 258H233V260H232ZM212 259V258H211ZM214 259V258H213ZM11 260V259H10ZM9 260V261H10ZM15 260H16V258H15ZM18 260V259H17ZM17 260H16V262H17ZM215 260H216V258H215ZM232 260V261H231ZM13 261V260H12ZM12 261H11V264H12ZM132 261V260H131ZM214 261V260H213ZM222 261V260H221ZM231 261V262H230ZM8 262V261H7ZM223 262V261H222ZM205 263H207V262H205ZM208 263V264H209ZM211 263H213V264H217L218 263V261H217V263L216 262H211ZM234 263V262H233ZM239 263H236V264H239ZM18 264V263H17Z\"/></svg>",
    "mask_w": 264,
    "mask_h": 264
}]
</instances>
